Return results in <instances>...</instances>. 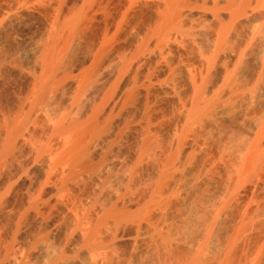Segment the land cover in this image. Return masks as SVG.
<instances>
[{
  "label": "rangeland",
  "instance_id": "374dc122",
  "mask_svg": "<svg viewBox=\"0 0 264 264\" xmlns=\"http://www.w3.org/2000/svg\"><path fill=\"white\" fill-rule=\"evenodd\" d=\"M171 1H172V3H171ZM174 1H176L177 3ZM200 1H202V0L194 1V2L191 1V3H189V1L183 2V1H179V0H136V2H135V0H106V1L105 0H103V1L102 0H97V1L96 0H85V1L84 0H0V9L8 6L7 8H12V10L10 9L11 10L10 12L13 11L12 12L13 14L11 13V15H7V14H6L7 16L2 15V14L0 15V78H1L0 90L2 91V92L0 91V102H1L0 103V113H1L0 114V131L3 127H5L4 124L6 123V120H8L7 116L9 115L8 117H10L9 118L10 120L13 118V116H15L17 118L16 113H17L18 109L20 108L19 106L21 105V102L23 104H25L26 102L24 103V101H27V103H28L29 99L26 95L25 89H27V88L29 89L30 86L33 84V82H35L36 77H38V75L40 73H42L40 70L44 64V53H45V51L47 52V51L52 50V49L56 50V51L54 50V55L52 58L53 63L51 62V64H53L51 66H54V69H52L53 71L51 73L52 77L49 76L52 80L51 82H49V83H52V86L51 87L49 86V89L50 88L51 89L48 90L49 92H48L47 98H49V100H47V103L44 104V106L41 108V111L37 112V110H39V109H37V110H35V113H30L31 114L30 116H27V114L25 115L27 118L29 117V119H30V120L28 119L29 121L25 120L28 122V123H26V126L28 124L29 128H32L31 131L33 130V132H35L34 134L41 136V137L44 136L43 137L44 139L46 137V139L44 140V141H46V142H44V145H45V148L47 149L46 150L47 152L43 155H40V153L37 152V149H34L36 147L34 146L35 143H34V139L32 137H28L27 139H25L24 146H20L17 150L19 152L21 151V154H19L20 157H22V155H23L22 158L19 157L20 162L24 161V159H26L27 157H30V154H31L32 158L34 159V161L41 162V160H43V158L45 157L46 165H47L44 168L46 170H44L45 173H44L43 177L44 176L45 177L44 178L42 177L41 181L35 182V184L37 183L36 189H35V194H34V192L31 194L29 191H27L26 189H24L18 185L19 182H18L17 177L11 178L12 175L14 174V171H15L14 168L12 167V165L11 166L10 165H4V167H1V169H0V181L6 180L4 183L5 185H3V187H1V189H0V204L2 203L1 204L2 206L0 205L1 206L0 207V214H2V215H0V222L3 223V224L0 223V244H1V246H0V248H1L0 249V254H1L0 255V259H1L0 263L1 264H2L1 261H4V260L5 261L3 264H13V263H15V264H31V263L35 264L32 261H30V258H31L30 255L35 251V249L37 250V246H36V244L31 243V242H33V243H35V242L32 241L33 239H32V237L29 236V234H30V232L34 231L32 229H33V227L36 226V224H34L33 219L27 215L29 213V211H30V213L32 211L33 212L38 211V213L40 212L38 215L44 220H50L56 214L59 213L58 217H59V221H61V223L58 222L59 227L60 228L66 227V230H68V231L65 230V233H63L61 236L56 235L53 238H51L53 241L52 240H50L51 242L48 241V243H51V246H52L51 250L52 251L50 254L51 258H49V259L47 258L46 262L49 261L48 263H50V264H75L73 262H77V261H80V263H83V264L87 263L86 261H88V263H90V264H100V263L101 264H124V263L125 264H142V263L143 264H149V263L150 264H185V263L190 264V263H192L193 264L194 262H196L194 264H218V263L219 264H259V263L264 264L263 263L264 262V145H263L264 144V141H263L264 140V120H263L264 119V107H263L264 106L263 105V103H264V87L262 86V85H264L263 84V82H264V67H262V66H264V51H263L264 50V48H263L264 47L263 46L264 45V39H263L264 38V26H262V25H264V19L261 20L262 22L260 21L259 23L258 22L253 23L254 25H252V26L250 25L252 23L249 22V17H251L250 13L252 15H259V14L264 13V10H263L264 9V1L262 2L261 0H252L251 2L248 3L249 5L247 4V6L244 7L242 13H240L239 16L236 17V21L234 18V20H233L234 23H232V25H233L232 30L233 31H232V35L230 36V41H231L230 44L231 45L228 44L229 46L227 45L226 48H224L222 50V52L220 53L218 61L214 64L216 68L213 67L214 65L209 67V66L204 65L205 63L203 64V62H204L203 60H205V58L203 56L204 54H202L204 51L202 52V50L207 48L208 45H210L212 43L213 38H214L212 35H214L217 32L216 29H218V27H216V26H220L221 20L218 16L217 10L218 11H221V10L226 11L227 7L226 6L215 7V4H213L214 6L209 7L204 2V0L202 2H200ZM98 2H100V4H98ZM195 2H197L196 7L192 4ZM215 2H217V1H215ZM83 3H85L87 6L84 5ZM203 3H204V5H203ZM120 4H121V6H120ZM175 4H177V5H175ZM82 5H83V7H82ZM134 5H135V7H134ZM173 5H175V6H173ZM197 5H198V7H197ZM15 6H16V11L14 10ZM248 6H250L251 8L250 7L248 8ZM86 7H87V9H84ZM223 7H224V9H222ZM18 9L19 10L21 9V11H19ZM197 9L199 11L204 9L203 11L209 12L210 15H211V11H212V15H214V16H210V17L206 18V17H204V15L201 17V16H199L201 14H196L194 16V18L192 19L194 21H191V20L189 21L186 15L184 16L185 18L183 16L181 17V14L184 15L183 11H188V10H193V11L196 10L197 11ZM247 9H248V13L246 12ZM70 10L71 11L74 10V11L71 12ZM125 10H126V12H125ZM120 11H122V12H120ZM169 11L175 12L176 14L175 13H173V14H175L176 17L178 16L177 18L176 17L174 18V15H173L174 23L171 22L172 24H175V22H177V24L180 22L185 23V21H181V20H187V21H189V23L191 22L190 24H192V25H190V26L191 27L193 26L194 30H191V28H190L191 32H190V30L188 33L186 31H185V33H183V31H181V34H180V30L178 28L172 27L173 25L171 24L172 26L171 25L169 26L170 31L167 30L169 32L166 33V35H168V33H169V35L167 37L164 36V38H161V39L158 38L159 34L157 36V34L152 32V30L155 29L156 26H158L157 24H158V22H160L158 19L161 20V18L166 16V13H168ZM203 11H201V12L203 13ZM258 11H260V12H258ZM179 12H180V14H179ZM82 13L83 14L85 13V15H83ZM120 13L121 14L123 13V14L121 15ZM156 13H158V14L160 13V14L158 15ZM196 13H198V12H196ZM23 14H24V16H23ZM114 14H117V15H114ZM9 16H12L11 19H9L10 18ZM118 16H119V18H118ZM149 16H150V18H149ZM152 16L155 18H153ZM71 17H73L74 22H72L70 24V27H71V25L73 26V23H74L73 27H76L72 30L73 33L70 31V28L68 27L69 25L67 24L68 19L69 20L72 19ZM77 17H79V18H77ZM14 18L16 21L13 20ZM197 18L200 20L198 21ZM18 20L20 21V23ZM22 20H24V21H22ZM153 20H154V22H153ZM57 21H58V23L56 24ZM63 21H64V24H63ZM120 21H122V22H120ZM147 21H148V23H147ZM246 21H248V22H246ZM59 22H61L62 24ZM116 22L119 25H117ZM195 22H197L198 25H196ZM177 24H175V25H177ZM121 25H122V27H121L122 29L120 28ZM151 26H153V27H151ZM209 26H212V27H209ZM77 27H78V29H77ZM237 28H239V29H237ZM56 29H57V31H56ZM59 29L61 32L59 31ZM71 29H72V27H71ZM148 29H150V30L148 31ZM195 29H197V30L195 31ZM242 29H244V30H242ZM66 30L68 32H66ZM174 30H176V31H174ZM253 30H254V34H253ZM107 31H109V32H107ZM111 31H113V32H111ZM194 31H195V33H194ZM196 32H197V34H196ZM207 32L209 33V35ZM140 33H141V36H140ZM147 33L150 35H148ZM48 34H49V36H48ZM195 34H196V36H195ZM236 34H237V36H236ZM65 35L67 36V38H65L66 37ZM110 35L111 36L114 35V36H112V38H111ZM105 36L106 37L108 36V37L106 38ZM144 36H145V38L143 39ZM18 37H19V39L17 40ZM75 37H76V39H75ZM176 37H177V39H176ZM189 37L192 40L189 39ZM203 37H205V38L207 37V38L205 39ZM44 38H46V39H44ZM52 38H53V40H51ZM60 38H61V40H60ZM136 38H137V40H136ZM199 38H201V39H199ZM55 39H56V41H55ZM101 39H102V41H101ZM198 39H199V41H198ZM252 39H254V40H252ZM65 40H67V41H65ZM145 40H146V42H145ZM204 40H205V42H204ZM248 40L250 41V43H248L249 42ZM255 40L257 42H255ZM62 41H64V42H62ZM131 41H136V42H131ZM162 41L165 43V45ZM182 41H184V42H182ZM259 41H260V43H259ZM28 42H30V43H28ZM172 42H173V44H172ZM208 42H209V44H208ZM133 43L134 44L139 43V45H136V44L134 45ZM145 43H147V44L150 43V45H147ZM35 44H36V46H35ZM38 44H40V45H38ZM50 44H51V47H49ZM108 44H110V45H108ZM151 44L152 45L154 44L153 45L154 48H152ZM161 44H162V46H161ZM238 44L241 46L239 47ZM251 44H253V45L250 46ZM169 45H170V47H169ZM181 45H182V47L184 45V48H182ZM138 46L139 47L141 46V47L139 48ZM175 46H177V47H175ZM195 46H197V47H195ZM249 47H251V48H249ZM102 48H103V50H102ZM128 48H130V49H128ZM26 49L29 50V52L26 51ZM34 49L37 51H35ZM136 49H138V50H136ZM171 49H173V50H171ZM21 50L24 51L25 53L22 52ZM98 50H100V51H98ZM188 50L189 51L191 50V51L189 52ZM130 51H133V52H130ZM165 51H166V53H165ZM171 51H172V53H170ZM182 51H184V52H182ZM30 52H32V53L30 54ZM123 52L124 53L126 52V54H128V55L124 54ZM229 52L231 54L232 53L233 54L235 53V54L231 55ZM146 53H148V55ZM149 53H150V55H149ZM104 54H105V56H104ZM167 54H169V55H167ZM229 54L232 58L229 56ZM244 54H246V55H244ZM253 54H255V55H253ZM140 55H143V56H140ZM154 55H155V57H154ZM176 55H177V57H176ZM102 56H103V58H102ZM144 56L146 57V59ZM186 56H187V58H186ZM258 56L260 57V59L258 58ZM148 57L151 60H149ZM199 57H201V58H199ZM246 57H247V59H245ZM60 58H62V59H60ZM101 58H102V60H101ZM119 58L121 60H118ZM195 58H197L196 61H195ZM174 59L178 60L179 62L175 61ZM54 60L56 62H54ZM198 60L200 61V63H201V61H203L201 63L203 65H201L198 62ZM87 61H89V62H87ZM110 61H111V63H110ZM157 61H158V63H157ZM57 62H58V64H57ZM84 62H85V64H84ZM155 62H156V64H155ZM191 62H192V64H191ZM101 63H102V65H101ZM179 63H181V64L179 65ZM27 64H29L30 66L29 65L26 66ZM98 64L100 67L98 66ZM119 64H120V66H119ZM122 64H123V66H122ZM169 64L172 65L171 68H170ZM229 64L231 66H229ZM246 64H248V65H246ZM176 65H177V67H176ZM56 66H57V68H59V72H58V69L56 68ZM124 66L126 69L124 68ZM164 66H165V68H164ZM118 67H120V68H118ZM121 67L123 70L121 69ZM199 67H201V69ZM202 67H203V70H202ZM87 68L89 69V72H87L88 71ZM197 68H199V69H197ZM228 68L230 69V71ZM27 69H29V70H27ZM61 69H63L64 71ZM259 69H260V71H259ZM174 70H176V71H174ZM204 70H206V71H204ZM233 70L235 73L233 72ZM143 71H144V73H143ZM258 71L260 73H258ZM128 72H129V74H128ZM202 72H203V74H202ZM161 73L163 75H161L159 77V75ZM168 73H170V74H168ZM193 73H195V74H193ZM229 73H230V75H229ZM236 73H238V77H237ZM251 73H253V74L251 75ZM29 74H31V75H29ZM110 75H112V76H110ZM231 75H232V77H230V79L231 78L232 79L230 80L227 77H229ZM233 75H234V77H233ZM250 75L252 77H250ZM139 76H140V78H139ZM220 76H221V79H220ZM154 78H156V79H154ZM260 78H262V80ZM26 79H27V81H26ZM118 79H119V81H118ZM129 79H130V81H129ZM132 79H134V80H132ZM178 79H179L180 83L178 82ZM233 79H235L236 81H234ZM140 80L141 81L143 80V81L141 82ZM201 80H202V82H201ZM217 80L220 81V84H222V85H218L219 87L216 86V89H214L216 91H214V90L211 91V88H212L211 86H215V83L217 82ZM223 80H225V82H223ZM22 81H24V83ZM59 81H61V82H59ZM89 81L91 84L89 83ZM156 81H159L160 84H159V82H156ZM174 81H177L179 84L177 82L173 83ZM73 82L75 83L74 86L72 84ZM124 82H128V86H130V87H127V90H128V93L130 92V94H127L128 97H126V99L124 98L116 106L112 107L110 105V104H112L111 103L113 100L112 97L115 96L116 91L119 89L121 83L123 84ZM145 82H146V84H145ZM203 82L204 83L206 82V83L204 84ZM235 82L238 84H236ZM22 83H23V85H22ZM57 83H58V85H57ZM110 83H112L113 85ZM227 83H229V84L227 85ZM253 83H255V84L253 85ZM106 84H108V85H106ZM139 84H141V85H139ZM225 84H226V86H225ZM258 84H259V86H258ZM255 85H257V86L255 87ZM20 86H21V88H20ZM69 86H72L73 88L69 87ZM104 86H106V87H104ZM207 86H209V87H207ZM55 88H56V90H55ZM157 88H158V90H157ZM161 88L164 90H162ZM167 88H168V90H167ZM222 88L223 89L225 88L224 92H222L223 91ZM2 89H4V90H2ZM209 89L211 92L209 91ZM232 89L233 90L235 89V91H233ZM255 89H257L256 90L257 92H255ZM8 90H9V92H8ZM80 90H82V91H80ZM217 90H218V92H217ZM243 90H245V91H243ZM239 91H242V92H240L238 94ZM54 92L55 93L58 92L59 94L58 93L55 94ZM199 92L202 95L198 96ZM229 92H231V93L229 94ZM247 92L250 93V95L247 94ZM1 93H4V94H1ZM133 93L135 95H133ZM136 93H138V94L136 95ZM232 93H234L236 95H233ZM242 93H244L243 94L244 97H243ZM254 93L257 95H255ZM88 94H89V96H88ZM106 94H108V96ZM109 94H111V95L109 96ZM100 95H102V96H100ZM207 95H208V97H207ZM9 96H10V98H9ZM91 96H93L92 99H91ZM194 96L198 97V98L196 97L197 100L195 99ZM1 97L3 99H1ZM15 97H19V98L17 99ZM74 97H76V99ZM131 97H132V99H131ZM20 98H21V100H20ZM68 98L70 101L68 100ZM249 98H250V100H249ZM107 99L111 102H109ZM198 99H201L199 101L200 103H202V104L205 103L203 106H205V105L207 106L208 104L212 105V109H214V110H212L213 111L212 114L209 113V115L207 114L208 116L205 115L206 118H204V120L202 117L203 121L201 120V118L199 120H197V119L193 120L192 119L193 121H191L190 118H191V115L193 114V111L195 109V104H196V102H198ZM206 99H207V101H206ZM222 99H224V100H222ZM1 100H3V101H1ZM8 100H10L11 102ZM252 100H255L256 102L252 101ZM17 101H19V102H17ZM105 101H106V103H105ZM129 101L131 102V104H129L130 103ZM261 101H262V103H261ZM62 102L64 104H62ZM108 102L110 103L109 105L112 107V108H110V106H109L110 110H109L108 105H107ZM211 102H212V104H211ZM72 103H74V104H72ZM103 103H104V105H103ZM224 103H226V104H224ZM245 103L250 108H247ZM255 103L258 105H255ZM80 104H81V107H80ZM91 104H93V106ZM227 104L229 106H232V107H228ZM248 104H250V105H248ZM3 105H5V107ZM23 106H21V107H23ZM51 106L53 108L54 107L55 108L53 109ZM123 106H125V107H123ZM64 107H65V109H64ZM87 107H89V108H87ZM106 107L108 108L109 112H111V113H108V111L107 112L105 111V113H104V110L107 109ZM188 109H190V110H188ZM217 109H218V111H217ZM144 110H146V111H144ZM8 111L12 114V118H11V115L9 114ZM56 111H59V112L56 113ZM72 111H73V113H72ZM86 111L90 112L91 114L87 113ZM100 111H101V113H100ZM114 111H116V112H114ZM19 112H21V110ZM33 112H34V110H33ZM46 112L48 113L47 115H46ZM68 112H71V113H68ZM38 113H40V114H38ZM52 113H55V114H52ZM102 113H104L106 115H104ZM145 113H146V115H145ZM213 113H214V115H213ZM110 114H112V115H110ZM19 115H18V118H20ZM21 115H22V117L20 119H23V116H24L23 112H21ZM93 115H95V116H93ZM211 115H213V116H211ZM260 115H262L261 118H260ZM1 116H3V117H1ZM32 116H34V117H32ZM88 116H89V119L87 118ZM26 117H24V118L27 119ZM57 117H59L58 119H61L63 121L62 124L67 126V127L71 126V124H74L75 122H77L79 120L78 122H80V123L77 122L78 125H80V124L82 125L80 127V132H81V130H83V128L86 129L84 131L85 133L84 134L80 133V135L83 134L84 143L87 145L86 146V148H87L86 157L87 156L88 157H87V159L86 158L85 159L88 163L90 161L89 165H86L84 162H83L84 165L82 163H80V164L74 163V161L78 155L76 144H74L75 143L74 137L76 139V135H75L76 132L75 131L74 132L68 131L69 134H67V131H60V133H59V131L55 129V124L59 125V124H57L58 123ZM60 117H62V118H60ZM68 118H70V119H68ZM97 118H98V120H97ZM101 119H102V121H101ZM107 119H108V121H107ZM123 119H124V121H123ZM83 120H85V121H83ZM47 121L50 122L51 124L50 123L48 124ZM82 121H83V123H82ZM196 121H198L200 123H197ZM256 121H258L257 124L253 125L254 123H256ZM29 122H30V124H29ZM67 122L68 123L70 122V123L68 124ZM185 122L188 124H186ZM59 123H60V121H59ZM89 123L90 124L94 123L96 125V126L94 125L95 128H97V127L99 128L98 132L94 133V131H96V130L91 132L90 129L88 128ZM261 123H263V124H261ZM38 124H40V126ZM44 124H46V125H44ZM97 124L98 125L101 124V125L98 126ZM105 124H107V125H105ZM110 124H112V125H110ZM124 124H125V126H122ZM188 125H190V126H188ZM26 126L24 125V127H26ZM28 126L25 129H27ZM37 126H39V127H37ZM252 126H253V128H252ZM255 126H256V129H255ZM33 127H34V129H33ZM49 127H50V129H49ZM107 127H108V129L106 130V133H105V129ZM109 128L112 130V132H110L111 130H109ZM216 128H218V129H216ZM250 128H251V132H249ZM39 129H41V130H39ZM45 130H47V131H45ZM49 130L51 131V133ZM123 130H124V132H123ZM216 130H218V131H216ZM41 131H43V132H41ZM207 131H208V133H207ZM252 131H254V132H252ZM210 132H212V133H210ZM215 132H217V133H215ZM107 133H108V135H107ZM121 133H122V135H121ZM190 133H191V135H190ZM59 135H60V137H59ZM72 136H73V138H72ZM85 136H86V138H85ZM228 136L230 137V139ZM254 136H255V139H254ZM51 137H52V139H51ZM65 138H66V140H65ZM107 138L109 141L107 140ZM189 138H193L194 140L189 139ZM49 139H50V141H49ZM146 139H147V142H146ZM56 140L57 141L59 140V141L57 142ZM199 140L201 142H199ZM249 140H250V143L248 145ZM231 141H233V142H231ZM61 142H63V143H61ZM257 142H259V143H257ZM101 143H103L104 145H101ZM199 143L201 144V147H199L200 146ZM186 144L188 146L189 145H191V146H190L189 151L184 153L183 149L185 147H187ZM26 146L28 148L27 152L22 153L23 151H25ZM64 146H65V148H63ZM110 146H111V148H110ZM253 147H255V148H253ZM21 148L24 150H22ZM141 148L144 149V151ZM242 148L247 150V151L243 150ZM53 149H54V151H53ZM177 149H178V151H177ZM92 150H94V151H92ZM104 150H105V152H104ZM191 151H192V153H191ZM88 154H90L91 156H89ZM143 154H144V156H143ZM179 154H180V156L181 155L182 156L181 157L178 156ZM80 155H81V152H80ZM141 155H142V157H141ZM121 156H124V157H121ZM167 156H168V158L166 159ZM175 157H176V159H175ZM189 157L191 158V160ZM259 157L262 159H258ZM93 158H95V160ZM102 158H103V160H102ZM121 158H123V160ZM54 159H56V160H54ZM58 159H59V161H58ZM122 161H123V164H122ZM191 161H192V164H191ZM101 162H103V166H102ZM240 162H242V163H240ZM244 162H246V166H247L246 168L244 167L245 166ZM255 162H256V164H255ZM36 163H38V162H36ZM92 163H94V164H92ZM105 163H107V164H105ZM60 164H62V166ZM96 164H97V166H96ZM136 164H137V166H136ZM176 164H178V165H176ZM111 165H113V167ZM162 165H164V166H162ZM185 165L186 166L189 165L188 168ZM55 166L57 168H55ZM238 166H240V167H238ZM62 168H63V170H62ZM108 168H110V169H108ZM251 168H252V170H251ZM156 169H157V171H156ZM160 169H161V172H159ZM242 169L244 171H242ZM79 171H80V173H79ZM81 171H83L84 173L82 172L83 173L82 174ZM250 171H252V172L249 174L248 172H250ZM114 172H115V174H114ZM118 172H121V174ZM185 172H187L188 175ZM192 172H193V174H192ZM22 173H24V175L27 174L28 173L27 169H25V171L23 169ZM56 173H58V174H56ZM177 173H179V174H177ZM240 173H241V175H240ZM47 174H48V177H47ZM93 174H95L96 176ZM237 174H239V175H237ZM247 174H249V175H247ZM84 175H86V176H84ZM190 175H191V177H189ZM98 176L100 177V179L98 178ZM110 176L112 179L110 178ZM124 176L127 178L130 177V178L127 179ZM70 177H72V178H70ZM94 177H95V179H94ZM245 177H247V178H245ZM33 178H34V176H33ZM101 179H103L104 181ZM165 179L166 180L168 179L167 183H166ZM246 179H247V181H246ZM49 180H50V182H49ZM75 180H77V181H75ZM86 180H87V182H86ZM109 181H110V183H109ZM126 181H128V182H126ZM79 182H82V183H79ZM123 182L126 183V185H124ZM168 182H170V183H168ZM177 182L179 183V185ZM187 185L189 188L187 187ZM199 185H201V186H199ZM51 186L57 187L56 188L57 191H56V195H55L56 202H53L52 203L53 205L52 204L49 205V203H46L48 199L45 200L46 198L44 199V197H43V193H45L44 191H46ZM168 186H169V188H168ZM247 186H249V188ZM184 187L186 188V191L184 190L185 189ZM95 188L97 189V191ZM225 188H228L229 190L228 189L225 190ZM63 189H65V190H63ZM93 189H95V190H93ZM107 190H109L110 193H107L108 192ZM121 190H123V191H121ZM12 191H14V192H12ZM183 191H184V193H183ZM37 192L39 193V195ZM168 192H170V193H168ZM3 194H5V195H3ZM148 195H150V196H148ZM154 195H156V196H154ZM30 196H33V197H30ZM36 196L37 197L40 196V197H38V199L36 200L35 199ZM71 196H73V197H71ZM76 196H77V198H76ZM89 197L92 200L89 199ZM216 197H217V199H216ZM155 198H156V200H155ZM16 199H17V201H16ZM1 200H2V202H1ZM81 200L83 201L82 203H81ZM121 200H123V201H121ZM146 200H147V202H145ZM212 200H214V201H212ZM162 201H164V202H162ZM33 202H35V203H33ZM63 202H64V204H63ZM15 203L17 204V206ZM41 203H42V205H41ZM129 203L130 204L135 203V204H133V205H135V207H133L132 210H129V212L127 214L122 215V216L121 215L116 216L114 214L115 216L114 215L110 216V218L107 219L106 223H105V221H101V218H103V213L105 215L107 213L106 210L108 211V209L113 208V209L118 210V211L121 210L120 212H122L123 210L125 211L128 208L127 205H130ZM46 204L49 205L50 207H52V209L49 207V209H47L46 213H45V211L42 212V210L38 209V208H40ZM106 204L109 207H107ZM136 204H138V206ZM5 206H6V208H5ZM70 206H71V208H70ZM185 206H186V208H185ZM119 207H121V208H119ZM220 207L222 209L219 210ZM1 208H3V210ZM33 208H34V210H33ZM54 208L55 209L57 208L56 209L57 211ZM62 208H65L66 213H64L65 211ZM79 208H81V209H79ZM197 208H199V209H197ZM224 209H225V211H224ZM84 210H86L87 212ZM77 211H79L80 213H77ZM140 211H141V213H140ZM161 211H163V212H161ZM217 211L219 214L217 213ZM51 212H52V214H51ZM6 213H7V215H6ZM75 213H76V215L78 214L77 215L78 217L81 216V218H80L81 220L79 218H76L77 216H75ZM11 214H12V216H10ZM65 214L66 215L72 214L74 222L69 221L70 220V218H68L69 216L67 215V218H66ZM133 215H134V217H133ZM26 216L28 218H25ZM50 216H52V217H50ZM175 216H178V217H175ZM46 217H49V218L47 219ZM115 217H116V219H115ZM144 217H146V218H144ZM150 217H151V219H150ZM160 217H163V218H160ZM29 218H30V220H29ZM74 218L76 220L78 219L77 220L78 222L75 221ZM95 218L98 220H96ZM152 218L154 219V221ZM13 219H14V222H13ZM21 219H23V220H21ZM66 219H67V221H66ZM83 219H85V220H83ZM186 219H188V220H186ZM10 220H12V221H10ZM27 220L29 223L25 226L24 224H25V222H27ZM112 220H115V222ZM184 220H185V222H184ZM245 220L247 221V223ZM111 221H112V223L113 222L114 223L112 224ZM75 222H76V224L79 223L80 227L76 226L74 224ZM123 222H126V223H123ZM152 222H153V224H152ZM144 223H146V224H144ZM167 223H168V225H167ZM30 224H31V226H30ZM68 224L69 225L71 224L72 226L71 225L69 226ZM143 224H144V226H143ZM87 225H88V227H87ZM105 225H107L106 226L107 228L105 227ZM243 225H245L244 226V228L246 227L245 229H243ZM3 226L5 227V229ZM27 226H29V227H27ZM178 226H179V228H178ZM18 227L20 230L17 229ZM24 227H26L27 229ZM205 227L207 229H205ZM115 228H118V230H115ZM130 228H132V229H130ZM171 228H173V229H171ZM70 229H74V230L76 229V230L71 231ZM171 230H173V231H171ZM209 230L211 231L210 232L211 237L209 236V232H208ZM237 230L239 232H241V233H239V235L237 234L238 233ZM10 231H11V233H10ZM22 231L23 232L27 231V233H23ZM130 231H132V232L134 231L133 232L134 235L131 238V241H130V239L127 241L123 240L124 242L122 240H119L120 236L122 234L130 232ZM67 232H68V234H67ZM112 232H114V233H112ZM158 232H159V234H158ZM212 232L214 235L212 234ZM86 233H88V235ZM207 233H208V235H207ZM110 234H112V235H110ZM149 234H151V235H149ZM165 234H167V235H165ZM73 235H75V236L79 235L80 236L79 244L77 245L78 248L76 247V249H75L76 251L75 250L73 251L75 253L71 252V253L66 255L63 253V252H65V250H63V248L65 247V245H67L66 243H69V241H71V239H73V237H74ZM117 235H118V237H117ZM152 235H153V237H151ZM113 236H114V238H113ZM190 236H191V238H190ZM102 237H103V239H102ZM169 237H170V240H169ZM193 237H195V238H193ZM29 238H30V240H29ZM99 238H100V240H99ZM230 238H232V239L234 238V239L232 240ZM65 239H67V240L65 241ZM87 239H88V241H87ZM17 240H19V241H17ZM204 240H205V242H204ZM59 242H62L63 244L59 243ZM131 242H133V243H131ZM169 242H170V244H169ZM19 243H22V244L19 245ZM23 243H26L28 245L24 246ZM108 243H110V245H108ZM166 243H168V244H166ZM203 243L205 245H203ZM228 243L230 245H228ZM14 244L17 246H15ZM6 245H8V246L6 247ZM80 245H81V247L84 246V249L81 250ZM60 246H62V247L60 248ZM79 247H80V249H79ZM97 247H99V249ZM103 247L105 249H103ZM199 247L201 248L200 250H199ZM91 248H93V250ZM192 250H194V251H192ZM18 251H19V254H17ZM79 251L80 252L82 251V253H83V251H85L88 256L87 255L84 256V254L83 255L80 254ZM97 252L100 254H98ZM134 252H135V254H134ZM227 252H228V254H227ZM23 254H25V256L28 257V258L25 257L26 261H24V258H23L24 255ZM197 254H199V255L197 256ZM206 254H208L209 256ZM217 255L219 257H217ZM92 256H94V257H92ZM70 257H71V259H69ZM82 257H83V259H82ZM194 257H195V259H194ZM133 258L135 259V261ZM124 259L126 261H123ZM196 259H197V261H196ZM200 261H201V263H200ZM46 262H44V263L48 264Z\"/></svg>",
  "mask_w": 264,
  "mask_h": 264
},
{
  "label": "bare ground",
  "instance_id": "6f19581e",
  "mask_svg": "<svg viewBox=\"0 0 264 264\" xmlns=\"http://www.w3.org/2000/svg\"><path fill=\"white\" fill-rule=\"evenodd\" d=\"M85 1V0H84ZM97 1V0H96ZM103 1V0H102ZM106 1V0H105ZM179 1H183V2H186V1H189V3H191V1H199V0H179ZM203 1V0H202ZM202 1H200V2H202ZM215 1H217V2H215ZM252 0H204V2L207 4V6H214L213 4H215V7H222V6H226L227 7V9H226V11H218L217 9V12H218V16H219V18H220V20H221V22H220V26H216V27H218V29H216L217 30V32L214 34V35H212L213 37V41H212V43L210 44V45H208V47L207 48H205V49H203L202 50V54H204L203 56H204V58H205V60H203V61H201V63L203 62V64L204 65H206V66H212V65H214L217 61H218V59H219V56H220V53L222 52V50L224 49V48H226V46L229 44V45H231L230 44V36L232 35V23H234L233 22V20H234V18H235V21H236V17L237 16H239V14L240 13H242V11H243V9H244V7L245 6H247V4L249 3V2H251ZM262 2L264 1V0H261ZM135 2H136V0H135ZM165 2V1H164ZM163 2V3H164ZM174 2H176V1H174ZM199 2V3H200ZM260 2V1H259ZM80 3V2H79ZM170 3V2H169ZM168 3V4H169ZM171 3H172V1H171ZM177 3V2H176ZM181 3V2H180ZM196 3L197 2H195V3H192L195 7H196ZM256 3V2H255ZM84 5H86L85 3H83ZM93 4V3H92ZM98 4H100V2H98ZM183 4V3H182ZM188 4V3H187ZM212 4V5H211ZM253 4V3H252ZM258 4V3H257ZM261 4V3H260ZM89 5V4H88ZM167 5V4H166ZM175 5H177V4H175ZM175 5H173V6H175ZM199 5V4H198ZM198 5H197V7H198ZM203 5H204V3H203ZM249 5V4H248ZM7 6V5H6ZM12 6V5H11ZM87 6V5H86ZM94 6V5H93ZM119 6V5H118ZM120 6H121V4H120ZM170 6V5H169ZM251 6V5H250ZM250 6H248V8L250 7ZM8 7V6H7ZM7 7H4V8H2V9H0V15L2 14V15H11V13L13 12H10L11 10H12V8H7ZM82 7H83V5H82ZM81 7V8H82ZM134 7H135V5H134ZM172 7V6H171ZM254 7V6H253ZM263 7V6H262ZM21 8V7H20ZM24 8V7H23ZM123 8V7H122ZM173 8V7H172ZM188 8V7H187ZM201 8V7H200ZM207 8V7H206ZM213 8V7H212ZM251 8V7H250ZM255 8V7H254ZM11 9V10H10ZM22 9V8H21ZM21 9L19 10V11H21ZM75 9V8H74ZM79 9V8H78ZM84 9H87V7L86 8H84ZM126 9V8H125ZM158 9V8H157ZM170 9V8H169ZM175 9V8H174ZM177 9V8H176ZM179 9V8H178ZM222 9H224V7L222 8ZM263 9V8H262ZM15 11H16V6H15V9H14ZM80 10V9H79ZM90 10V9H89ZM119 10V9H118ZM122 10V9H121ZM204 10V9H203ZM203 10H201V11H203ZM264 10V9H263ZM18 11V12H19ZM71 11V10H70ZM74 10H72L71 12H73ZM87 11V10H86ZM131 11V10H130ZM160 11V10H159ZM164 11V10H163ZM172 11V10H171ZM201 11H199L198 9H197V11L196 10H188V11H183V14L184 15H182L181 14V17L183 16H187V18H188V20L190 21H194V20H192L193 18H194V16L196 15V14H201V15H199V16H203L204 15V17H206V18H208V17H210V16H214V15H212V11H211V15H210V13L209 12H204L203 11V13L201 12ZM245 11V10H244ZM251 11V10H250ZM254 11V10H253ZM70 12V13H71ZM84 12V11H83ZM116 12V11H115ZM120 12H122V11H120ZM125 12H126V10H125ZM132 12V11H131ZM155 12V11H154ZM196 12H198V13H196ZM214 12V11H213ZM247 13H248V9H247V11H246ZM258 12H260V11H258ZM9 13V14H8ZM22 13V12H21ZM69 13V14H70ZM77 13V12H76ZM75 13V14H76ZM86 13V12H85ZM85 13L83 14V15H85ZM128 13V12H127ZM126 13V14H127ZM173 13H175V12H168V13H166V16H164L163 18H161V20L160 19H158L160 22H158V26H156V28L155 29H153L152 30V32H154V33H156L157 34V36H158V34H159V37L158 38H164V36H168L169 35V33H168V35H166V33L167 32H169L170 30H169V26L172 24V23H174V18L176 17L175 16V14H173ZM216 13V12H215ZM246 13V14H247ZM13 14V13H12ZM15 14V13H14ZM19 14V13H18ZM121 14V13H120ZM123 14V13H122ZM121 14V15H122ZM125 14V13H124ZM132 14V13H131ZM156 14H158V13H156ZM160 14V13H159ZM158 14V15H159ZM179 14H180V12H179ZM245 14V13H244ZM6 15V16H7ZM81 15V14H80ZM114 15H117V14H114ZM155 15V14H154ZM173 15H174V18H173ZM178 15V14H177ZM250 15H251V17H249V22L250 23H252V24H250L251 26L252 25H254L253 23H256V22H260L261 20H263L264 19V13L263 14H259V15H252L251 13H250ZM249 15V16H250ZM16 16V15H15ZM18 16V15H17ZM23 16H24V14H23ZM65 16V15H64ZM67 16V15H66ZM198 16V17H199ZM217 16V15H216ZM217 16V17H218ZM10 18L9 19H11V17L12 16H9ZM22 17V16H21ZM153 17V16H152ZM178 17V16H177ZM176 17V18H177ZM197 17V16H196ZM203 17V18H204ZM20 18V17H19ZM25 18V17H24ZM63 18V17H62ZM61 18V19H62ZM72 19H68V22H67V24L69 25H67L69 28H70V31L72 32V30L74 29V28H76V27H73L74 26V23H73V26L71 25V27H72V29H71V27H70V24L72 23V22H74V19H73V17H71ZM77 18H79V17H77ZM118 18H119V16H118ZM127 18V17H126ZM130 18V17H129ZM128 18V19H129ZM149 18H150V16H149ZM148 18V19H149ZM153 18H155V17H153ZM185 18V17H184ZM205 18V19H206ZM248 18V17H247ZM8 19V20H9ZM21 19V18H20ZM114 19V18H113ZM121 19V18H120ZM125 19V18H124ZM198 19V18H197ZM196 19V20H197ZM215 19V18H214ZM7 20V21H8ZM13 20H15V18L13 19ZM60 20V19H59ZM58 20V21H59ZM119 20V19H118ZM126 20V19H125ZM200 19H198V21H199ZM241 20V19H240ZM247 20V19H246ZM11 21V20H10ZM16 21V20H15ZM19 21V20H18ZM22 21H24V20H22ZM58 21L56 22V24L58 23ZM124 21V20H123ZM176 21V20H175ZM181 21H185V23H178L177 24V22H175V24H177V25H175V24H172L171 26L172 27H175V28H178L179 30H180V34H181V31H183V33H185V31L188 33L189 32V30H190V28H191V30H194V28H193V26L191 27L190 25H192V24H190L189 23V21H187V20H181ZM210 21V20H209ZM76 22V21H75ZM79 22V21H78ZM120 22H122V21H120ZM126 22V21H125ZM152 22V21H151ZM153 22H154V20H153ZM172 22V23H171ZM179 22V21H178ZM243 22V21H242ZM246 22H248V21H246ZM262 22V21H261ZM16 23V22H15ZM19 23H20V21H19ZM59 23H61V22H59ZM112 23V22H111ZM110 23V24H111ZM117 23V22H116ZM147 23H148V21H147ZM199 23V22H198ZM9 24V23H8ZM62 24V23H61ZM63 24H64V21H63ZM80 24V23H79ZM195 24L196 25H198L197 24V22H195ZM218 24V23H217ZM5 25V24H4ZM12 25V24H11ZM15 25V24H14ZM114 25V24H113ZM117 25H119L118 23H117ZM148 25V24H147ZM207 25V24H206ZM262 25V24H261ZM260 25V26H261ZM65 26V25H64ZM146 26V25H145ZM177 26V27H176ZM195 26V25H194ZM204 26V25H203ZM214 26V25H213ZM259 26V27H260ZM262 26H264V25H262ZM56 27V26H55ZM117 27V26H116ZM122 27V25L120 26V28ZM151 27H153V26H151ZM209 27H212V26H209ZM13 28V27H12ZM144 28V27H143ZM146 28V27H145ZM202 28V27H201ZM204 28V27H203ZM241 28V27H240ZM243 28V27H242ZM247 28V27H246ZM53 29V28H52ZM55 29V28H54ZM61 29V28H60ZM60 29H59V31H60ZM77 29H78V27H77ZM108 29V28H107ZM116 29V28H115ZM122 29V28H121ZM206 29V28H205ZM237 29H239V28H237ZM248 29V28H247ZM246 29V30H247ZM252 29V28H251ZM263 29V28H262ZM5 30V29H4ZM3 30V31H4ZM150 29H148V31H149ZM167 30H169V31H167ZM178 30V31H179ZM191 30H190V32H191ZM197 29H195V31H196ZM202 30V29H201ZM242 30H244V29H242ZM250 30V29H249ZM12 31V30H11ZM48 31V30H47ZM56 31H57V29H56ZM69 31V32H70ZM146 31V30H145ZM172 31V30H171ZM174 31H176V30H174ZM173 31V32H174ZM195 31H194V33H195ZM206 31V30H205ZM214 31V30H213ZM49 32V31H48ZM61 32V31H60ZM66 32H68L67 30H66ZM70 32V33H71ZM107 32H109V31H107ZM111 32H113V31H111ZM235 32V31H234ZM263 32V31H262ZM18 33V32H17ZM56 33V32H55ZM54 33V34H55ZM73 33V32H72ZM176 33V32H175ZM193 33V32H192ZM203 33V32H202ZM208 33V32H207ZM241 33V32H240ZM239 33V34H240ZM12 34V33H11ZM76 34V33H75ZM148 34V33H147ZM152 34V33H151ZM196 34H197V32H196ZM196 34H195V36H196ZM200 34V33H199ZM253 34H254V30H253ZM14 35V34H13ZM20 35V34H19ZM70 35V34H69ZM105 35V34H104ZM109 35V34H108ZM148 35H150V34H148ZM174 35V34H173ZM187 35V34H186ZM185 35V36H186ZM191 35V34H190ZM208 35H209V33H208ZM18 36V35H17ZM48 36H49V34H48ZM54 36V35H53ZM61 36V35H60ZM64 36V35H63ZM66 36V35H65ZM75 36V35H74ZM111 36V35H110ZM112 36H114V35H112ZM112 36H111V38H112ZM136 36V35H135ZM140 36H141V33H140ZM152 36V35H151ZM192 36V35H191ZM236 36H237V34H236ZM254 36V35H253ZM14 37V36H13ZM55 37V36H54ZM72 37V36H71ZM106 37V36H105ZM108 37V36H107ZM106 37V38H107ZM154 37V36H153ZM172 37V36H171ZM178 37V36H177ZM177 37H176V39H177ZM200 37V36H199ZM208 37V36H207ZM206 37V38H207ZM235 37V36H234ZM248 37V36H247ZM259 37V36H258ZM65 38H67V36L65 37ZM74 38V37H73ZM102 38V37H101ZM145 38V36L143 37V39ZM174 38V37H173ZM184 38V37H183ZM195 38V37H194ZM193 38V39H194ZM197 38V37H196ZM203 38H205V37H203ZM202 38V39H203ZM205 38V39H206ZM246 38V37H245ZM250 38V37H249ZM261 38V37H260ZM14 39V38H13ZM19 39V37L17 38V40ZM23 39V38H22ZM35 39V38H34ZM44 39H46V38H44ZM70 39V38H69ZM75 39H76V37H75ZM139 39V38H138ZM148 39V38H147ZM146 39V40H147ZM186 39V38H185ZM188 39V38H187ZM189 39H191L190 37H189ZM199 39H201V38H199ZM199 39H198V41H199ZM236 39V38H235ZM243 39V38H242ZM262 39V38H261ZM264 39V38H263ZM51 40H53V38L51 39ZM58 40V39H57ZM60 40H61V38H60ZM111 40V39H110ZM132 40V39H131ZM136 40H137V38H136ZM146 40H145V42H146ZM158 40V39H157ZM163 40V39H162ZM166 40V39H165ZM168 40V39H167ZM172 40V39H171ZM192 40V39H191ZM195 40V39H194ZM246 40V39H245ZM250 40V39H249ZM248 40V41H249ZM252 40H254V39H252ZM260 40V39H259ZM42 41V40H41ZM50 41V40H49ZM55 41H56V39H55ZM65 41H67V40H65ZM101 41H102V39H101ZM161 41V40H160ZM164 41V40H163ZM162 41V42H163ZM247 41V40H246ZM251 41V40H250ZM250 41L248 42V43H250ZM46 42V41H45ZM54 42V41H53ZM62 42H64V41H62ZM105 42V41H104ZM131 42H136V41H131ZM149 42V41H148ZM156 42V41H155ZM168 42V41H167ZM176 42V41H175ZM182 42H184V41H182ZM187 42V41H186ZM189 42V41H188ZM202 42V41H201ZM204 42H205V40H204ZM252 42V41H251ZM255 42H257L256 40H255ZM28 43H30V42H28ZM109 43V42H108ZM141 43V42H140ZM164 43V42H163ZM170 43V42H169ZM196 43V42H195ZM194 43V44H195ZM207 43V42H206ZM244 43V42H243ZM242 43V44H243ZM246 43V42H245ZM259 43H260V41H259ZM67 44V43H66ZM104 44V43H103ZM134 44V43H133ZM132 44V45H133ZM136 44V43H135ZM134 44V45H135ZM145 44H147V43H145ZM172 44H173V42H172ZM183 44V43H182ZM202 44V43H201ZM200 44V45H201ZM208 44H209V42H208ZM241 44V43H240ZM262 44V43H261ZM38 45H40V44H38ZM37 45V46H38ZM48 45V44H47ZM108 45H110V44H108ZM136 45H139V43L138 44H136ZM147 45H150V43L149 44H147ZM152 45V44H151ZM154 45V44H153ZM153 45H152V48H154L153 47ZM158 45V44H157ZM164 45H165V43H164ZM188 45V44H187ZM186 45V46H187ZM191 45V44H190ZM189 45V46H190ZM205 45V44H204ZM228 45V46H229ZM239 45V44H238ZM245 45V44H244ZM253 44H251L250 46H252ZM259 45V44H258ZM28 46V45H27ZM33 46V45H32ZM31 46V47H32ZM35 46H36V44H35ZM58 46V45H57ZM144 46V45H143ZM161 46H162V44H161ZM160 46V47H161ZM172 46V45H171ZM198 46V45H197ZM197 46H195V47H197ZM236 46V45H235ZM241 45H239V47H240ZM246 46V45H245ZM264 46V45H263ZM49 47H51V44H50V46ZM56 47V46H55ZM72 47V46H71ZM98 47V46H97ZM130 47V46H129ZM132 47V46H131ZM139 47V46H138ZM141 47V46H140ZM139 47V48H140ZM159 47V46H158ZM169 47H170V45H169ZM175 47H177V46H175ZM181 47H182V45H181ZM201 47V46H200ZM234 47V46H233ZM232 47V48H233ZM261 47V46H260ZM64 48V47H63ZM105 48V47H104ZM107 48V47H106ZM172 48V47H171ZM174 48V47H173ZM182 48H184V45H183V47ZM204 48V47H203ZM242 48V47H241ZM249 48H251V47H249ZM264 48V47H263ZM24 49V48H23ZM22 49V50H23ZM40 49V48H39ZM38 49V50H39ZM45 49V48H44ZM43 49V50H44ZM51 49V48H50ZM65 49V48H64ZM128 49H130V48H128ZM146 49V48H145ZM148 49V48H147ZM156 49V48H155ZM162 49V48H161ZM160 49V50H161ZM19 50V49H18ZM21 50V51H22ZM31 50V49H30ZM33 50V49H32ZM35 50V49H34ZM53 50V49H52ZM52 50H49V51H45V53H44V64H43V66L41 67V72L42 73H40L39 75H38V77H36V79H35V82H33V84L30 86V88L28 89L27 87V89H25V92H26V95H27V97H28V99H29V101H28V103H27V101H24V103L25 104H23L22 102H21V105L19 106L20 108V110H21V112H23V119H20L21 117H22V115H21V112H19L20 110L18 109V111H17V118L15 117V116H13V118H12V114L9 112V114L11 115V120L9 119L10 117H8L7 116V118H8V120H6V123L4 124L5 125V127H3L2 129H1V131H0V169H1V167H4V165H12V167L14 168V174L12 175V177L11 178H14V177H17L18 178V182H19V186L20 187H22V188H24V189H26L27 191H29L31 194L34 192V194H35V189H36V185H37V183L35 184V182H37V181H41V179H42V177H43V175H44V170H46V169H44L45 168V166H47L46 165V160H45V157L43 158V160H41V162H39V161H34V159L32 158V156H31V154H30V157H27L26 155V159H24V161H22V162H20L19 161V157H20V155L19 154H21V151L19 152V151H17L18 150V148L20 147V146H24V142H25V139H27L28 137H32L33 139H34V143H35V147L36 148H34V149H37V152L38 153H40V155H43V154H45L47 151V149L45 148V145H44V142H46V141H44L45 139H46V137H45V139L43 138V137H41V136H38V135H36V134H34L35 132H33V130L31 131V129L32 128H29V126H28V124H27V126H28V128L27 129H25L27 126H26V123H28L27 121H29L30 119H29V117L27 118L25 115L27 114V116H30L31 114L30 113H35V110H37V109H39V110H37V112H39V111H41V108L44 106V104H46L47 103V100H49V98H47V96H48V90H50L49 89V86L51 87L52 86V83H49V82H51L52 80H51V78L49 77V76H51L52 77V69H54V66H51V65H53V64H51V62H52V58H53V55H54V50L52 51ZM102 50H103V48H102ZM105 50V49H104ZM127 50V49H126ZM136 50H138V49H136ZM140 50V49H139ZM169 50V49H168ZM171 50H173V49H171ZM199 50V49H198ZM240 50V49H239ZM255 50V49H254ZM253 50V51H254ZM258 50V49H257ZM263 50V49H262ZM261 50V51H262ZM26 51H28L29 52V50H27L26 49ZM35 51H37V50H35ZM34 51V52H35ZM56 51V50H55ZM96 51V50H95ZM98 51H100V50H98ZM150 51V50H149ZM158 51V50H157ZM170 51V50H169ZM175 51V50H174ZM189 51V50H188ZM191 51V50H190ZM189 51V52H190ZM231 51V50H230ZM234 51V50H233ZM264 51V50H263ZM22 52H24V51H22ZM130 52H133V51H130ZM162 52V51H161ZM176 52V51H175ZM182 52H184V51H182ZM224 52V51H223ZM256 52V51H255ZM260 52V51H259ZM25 53V52H24ZM27 53V52H26ZM32 52H30V54H31ZM38 53V52H37ZM99 53V52H98ZM102 53V52H101ZM124 53V52H123ZM128 53V52H127ZM155 53V52H154ZM157 53V52H156ZM165 53H166V51H165ZM170 53H172V51L170 52ZM180 53V52H179ZM186 53V52H185ZM225 53V52H224ZM223 53V54H224ZM230 53V52H229ZM254 53V52H253ZM258 53V52H257ZM20 54V53H19ZM35 54V53H34ZM41 54V53H40ZM64 54V53H63ZM66 54V53H65ZM122 54V53H121ZM124 54H126V52L124 53ZM130 54V53H129ZM133 54V53H132ZM138 54V53H137ZM147 55H148V53H146ZM152 54V53H151ZM181 54V53H180ZM191 54V53H190ZM201 54V53H200ZM222 54V55H223ZM228 54V53H227ZM231 54V53H230ZM230 54H229V56H230ZM233 54V53H232ZM231 54V55H232ZM235 54V53H234ZM233 54V55H234ZM242 54V53H241ZM256 54V53H255ZM255 54H253V55H255ZM28 55V54H27ZM33 55V54H32ZM60 55V54H59ZM69 55V54H68ZM126 55H128V54H126ZM134 55V54H133ZM145 55V54H144ZM149 55H150V53H149ZM167 55H169V54H167ZM183 55V54H182ZM192 55V54H191ZM196 55V54H195ZM244 55H246V54H244ZM22 56V55H21ZM30 56V55H29ZM43 56V55H42ZM56 56V55H55ZM101 56V55H100ZM104 56H105V54H104ZM122 56V55H121ZM140 56H143V55H140ZM166 56V55H165ZM175 56V55H174ZM188 56V55H187ZM187 56H186V58H187ZM201 56V55H200ZM236 56V55H235ZM242 56V55H241ZM257 56V55H256ZM95 57V56H94ZM145 57V56H144ZM151 57V56H150ZM154 57H155V55H154ZM153 57V58H154ZM163 57V56H162ZM168 57V56H167ZM176 57H177V55H176ZM180 57V56H179ZM182 57V56H181ZM185 57V56H184ZM231 57V56H230ZM239 57V56H238ZM34 58V57H33ZM39 58V57H38ZM66 58V57H65ZM64 58V59H65ZM102 58H103V56H102ZM102 58H101V60H102ZM107 58V57H106ZM142 58V57H141ZM170 58V57H169ZM193 58V57H192ZM199 58H201V57H199ZM221 58V57H220ZM232 58V57H231ZM255 58V57H254ZM258 58L260 59V57L258 56ZM257 58V59H258ZM59 59V58H58ZM60 59H62V58H60ZM109 59V58H108ZM116 59V58H115ZM124 59V58H123ZM145 59H146V57H145ZM148 59H149V57H148ZM147 59V60H148ZM176 59V58H175ZM174 59V60H175ZM179 59V58H178ZM196 59L197 58H195V61H196ZM235 59V58H234ZM233 59V60H234ZM245 59H247V57L245 58ZM34 60V59H33ZM118 60H121L120 58L118 59ZM143 60V59H142ZM149 60H151V59H149ZM155 60V59H154ZM221 60V59H220ZM37 61V60H36ZM41 61V60H40ZM59 61V60H58ZM94 61V60H93ZM113 61V60H112ZM159 61V60H158ZM158 61H157V63H158ZM175 61H177V62H179L178 60H175ZM187 61V60H186ZM185 61V62H186ZM189 61V60H188ZM232 61V60H231ZM230 61V62H231ZM237 61V60H236ZM257 61V60H256ZM38 62V61H37ZM54 62H56L55 60H54ZM87 62H89V61H87ZM104 62V61H103ZM108 62V61H107ZM106 62V63H107ZM116 62V61H115ZM142 62V61H141ZM151 62V61H150ZM168 62V61H167ZM170 62V61H169ZM198 62L200 63V61L198 60ZM239 62V61H238ZM242 62V61H241ZM39 63V62H38ZM41 63V62H40ZM43 63V62H42ZM53 63V62H52ZM91 63V62H90ZM93 63V62H92ZM95 63V62H94ZM110 63H111V61H110ZM119 63V62H118ZM133 63V62H132ZM138 63V62H137ZM145 63V62H144ZM171 63V62H170ZM176 63V62H175ZM187 63V62H186ZM200 63V64H201ZM243 63V62H242ZM57 64H58V62H57ZM84 64H85V62H84ZM97 64V63H96ZM116 64V63H115ZM114 64V65H115ZM131 64V63H130ZM136 64V63H135ZM146 64V63H145ZM155 64H156V62H155ZM172 64V63H171ZM181 63H179V65H180ZM191 64H192V62H191ZM203 64H201V65H203ZM225 64V63H224ZM228 64V63H227ZM253 64V63H252ZM29 64H27L26 66H28ZM38 65V64H37ZM40 65V64H39ZM101 65H102V63H101ZM148 65V64H147ZM154 65V64H153ZM166 65V64H165ZM170 65V64H169ZM178 65V66H179ZM197 65V64H196ZM195 65V66H196ZM199 65V64H198ZM246 65H248V64H246ZM258 65V64H257ZM25 66V67H26ZM30 66V65H29ZM59 66V65H58ZM98 66H99V64H98ZM97 66V67H98ZM106 66V65H105ZM119 66H120V64H119ZM122 66H123V64H122ZM135 66V65H134ZM150 66V65H149ZM161 66V65H160ZM171 66L172 65H170V68H171ZM192 66V65H191ZM223 66V65H222ZM226 66V65H225ZM229 66H231L230 64H229ZM238 66V65H237ZM38 67V66H37ZM39 67V68H40ZM93 67V66H92ZM96 67V68H97ZM100 67V66H99ZM132 67V66H131ZM147 67V66H146ZM169 67V66H168ZM176 67H177V65H176ZM197 67V66H196ZM213 67H215V65L213 66ZM233 67V66H232ZM253 67V66H252ZM262 67H264V66H262ZM261 67V68H262ZM6 68V67H5ZM56 68H57V66H56ZM118 68H120V67H118ZM124 68H125V66H124ZM129 68V67H128ZM134 68V67H133ZM163 68V67H162ZM164 68H165V66H164ZM163 68V69H164ZM175 68V67H174ZM200 69H201V67H199ZM199 68H197V69H199ZM216 68V67H215ZM214 68V69H215ZM225 68V67H224ZM238 68V67H237ZM26 69V68H25ZM30 69V68H29ZM29 69H27V70H29ZM58 69V72H59V68H57ZM84 69V68H83ZM88 69V68H87ZM93 69V68H92ZM121 69H122V67H121ZM126 69V68H125ZM135 69V68H134ZM137 69V68H136ZM195 69V68H194ZM205 69V68H204ZM211 69V68H210ZM226 69V68H225ZM229 69V68H228ZM227 69V70H228ZM239 69V68H238ZM263 69V68H262ZM61 70H63V69H61ZM86 70V69H85ZM95 70V69H94ZM93 70V71H94ZM123 70V69H122ZM152 70V69H151ZM177 70V69H176ZM176 70H174V71H176ZM202 70H203V67H202ZM201 70V71H202ZM241 70V69H240ZM250 70V69H249ZM38 71V70H37ZM64 71V70H63ZM81 71V70H80ZM97 71V70H96ZM99 71V70H98ZM118 71V70H117ZM137 71V70H136ZM179 71V70H178ZM192 71V70H191ZM200 71V70H199ZM204 71H206V70H204ZM229 71H230V69H229ZM228 71V72H229ZM244 71V70H243ZM259 71H260V69H259ZM258 71V73H260ZM4 72V71H3ZM55 72V71H54ZM57 72V73H58ZM76 72V71H75ZM87 72H89V69H88V71ZM119 72V71H118ZM149 72V71H148ZM187 72V71H186ZM222 72V71H221ZM233 72H234V70H233ZM56 73V72H55ZM110 73V72H109ZM143 73H144V71H143ZM156 73V72H155ZM167 73V72H166ZM177 73V72H176ZM188 73V72H187ZM200 73V72H199ZM209 73V72H208ZM235 73V72H234ZM27 74V73H26ZM51 74V75H50ZM60 74V73H59ZM90 74V73H89ZM119 74V73H118ZM128 74H129V72H128ZM165 74V73H164ZM168 74H170V73H168ZM178 74V73H177ZM193 74H195V73H193ZM197 74V73H196ZM202 74H203V72H202ZM205 74V73H204ZM224 74V73H223ZM233 74V73H232ZM237 74V77H238V73H236ZM253 73H251V75H252ZM29 75H31V74H29ZM34 75V74H33ZM61 75V74H60ZM143 75V74H142ZM158 75V74H157ZM161 75H163L162 73L159 75V77L161 76ZM181 75V74H180ZM229 75H230V73H229ZM250 75V77H252ZM258 75V74H257ZM37 76V75H36ZM59 76V75H58ZM65 76V75H64ZM67 76V75H66ZM76 76V75H75ZM80 76V75H79ZM110 76H112V75H110ZM120 76V75H119ZM125 76V75H124ZM128 76V75H127ZM133 76V75H132ZM178 76V75H177ZM209 76V75H208ZM240 76V75H239ZM254 76V75H253ZM2 77V76H1ZM78 77V76H77ZM81 77V76H80ZM89 77V76H88ZM135 77V76H134ZM142 77V76H141ZM155 77V76H154ZM183 77V76H182ZM192 77V76H191ZM230 77H232V75L231 76H229V77H227L228 79H230ZM233 77H234V75H233ZM236 77V76H235ZM259 77V76H258ZM31 78V77H30ZM59 78V77H58ZM57 78V79H58ZM108 78V77H107ZM128 78V77H127ZM131 78V77H130ZM136 78V77H135ZM139 78H140V76H139ZM144 78V77H143ZM164 78V77H163ZM208 78V77H207ZM240 78V77H239ZM238 78V79H239ZM256 78V77H255ZM4 79V78H3ZM32 79V78H31ZM109 79V78H108ZM126 79V78H125ZM147 79V78H146ZM152 79V78H151ZM150 79V80H151ZM154 79H156V78H154ZM167 79V78H166ZM192 79V78H191ZM220 79H221V76H220ZM232 79V78H231ZM230 79V80H231ZM237 79V78H236ZM261 80H262V78H260ZM0 80H1V78H0ZM25 80V79H24ZM29 80V79H28ZM50 80V81H49ZM56 80V79H55ZM60 80V79H59ZM76 80V79H75ZM105 80V79H104ZM110 80V79H109ZM112 80V79H111ZM116 80V79H115ZM132 80H134V79H132ZM139 80V79H138ZM188 80V79H187ZM204 80V79H203ZM234 81H236L235 79H233ZM7 81V80H6ZM26 81H27V79H26ZM82 81V80H81ZM85 81V80H84ZM118 81H119V79H118ZM129 81H130V79H129ZM141 81V80H140ZM143 81V80H142ZM141 81V82H142ZM154 81V80H153ZM181 81V80H180ZM186 81V80H185ZM229 81V80H228ZM260 81V80H259ZM23 83H24V81H22ZM56 82V81H55ZM59 82H61V81H59ZM113 82V81H112ZM137 82V81H136ZM156 82H159V81H156ZM175 82H177V81H174L173 83H175ZM178 82H179V79H178ZM177 82V83H178ZM197 82V81H196ZM200 82V81H199ZM201 82H202V80H201ZM223 82H225V80H223ZM244 82V81H243ZM242 82V83H243ZM249 82V81H248ZM257 82V81H256ZM23 83H22V85H23ZM27 83V82H26ZM30 83V82H29ZM89 83H90V81H89ZM93 83V82H92ZM150 83V82H149ZM165 83V82H164ZM180 83V82H179ZM178 83V84H179ZM204 83V82H203ZM202 83V84H203ZM206 83V82H205ZM204 83V84H205ZM214 83V82H213ZM230 83V82H229ZM229 83H227V85L229 84ZM233 83V82H232ZM231 83V84H232ZM236 83V82H235ZM241 83V84H242ZM252 83V82H251ZM9 84V83H8ZM7 84V85H8ZM51 84V85H50ZM73 84V86H74V82L72 83ZM91 84V83H90ZM110 84H112V83H110ZM120 84V83H119ZM135 84V83H134ZM145 84H146V82H145ZM157 84V83H156ZM159 84H160V82H159ZM209 84V83H208ZM211 84V83H210ZM236 84H238V83H236ZM255 83H253V85H254ZM263 84H264V82H263ZM6 85V86H7ZM27 85V84H26ZM57 85H58V83H57ZM62 85V84H61ZM60 85V86H61ZM106 85H108V84H106ZM113 85V84H112ZM130 85V84H129ZM136 85V84H135ZM139 85H141V84H139ZM138 85V86H139ZM151 85V84H150ZM155 85V84H154ZM196 85V84H195ZM200 85V84H199ZM218 85H222V84H220V81H218L217 80V82L215 83V86H211L212 88H211V91H213L214 89H216V86L217 87H219ZM3 86V85H2ZM90 86V85H89ZM157 86V85H156ZM169 86V85H168ZM181 86V85H180ZM206 86V85H205ZM225 86H226V84H225ZM237 86V85H236ZM242 86V85H241ZM252 86V85H251ZM257 85H255V87H256ZM258 86H259V84H258ZM263 87H264V85H262ZM69 87H72V86H69ZM68 87V88H69ZM88 87V86H87ZM104 87H106V86H104ZM103 87V88H104ZM127 87H130V86H128V82H124L123 84L121 83V85H120V87H119V89L116 91V94H115V96H111L112 98H113V100H112V102L111 101H109L108 99V101L109 102H111L112 104H110L109 102H108V108H109V106L111 105L112 107H114V106H116L119 102H121L124 98L126 99V97H128V95L127 94H130V92L128 93V90H127ZM192 87V86H191ZM207 87H209V86H207ZM224 87V86H223ZM228 87V86H227ZM240 87V86H239ZM243 87V86H242ZM247 87V86H246ZM3 88V87H2ZM9 88V87H8ZM20 88H21V86H20ZM73 88V87H72ZM76 88V87H75ZM79 88V87H78ZM81 88V87H80ZM84 88V87H83ZM108 88V87H107ZM137 88V87H136ZM142 88V87H141ZM156 88V87H155ZM176 88V87H175ZM188 88V87H187ZM190 88V87H189ZM196 88V87H195ZM249 88V87H248ZM82 89V88H81ZM162 89V88H161ZM166 89V88H165ZM183 89V88H182ZM205 89V88H204ZM207 89V88H206ZM223 89V88H222ZM241 89V88H240ZM258 89V88H257ZM257 89H255V92H257L256 90ZM2 90H4V89H2ZM21 90V89H20ZM55 90H56V88H55ZM68 90V89H67ZM151 90V89H150ZM149 90V91H150ZM154 90V89H153ZM157 90H158V88H157ZM162 90H164V89H162ZM167 90H168V88H167ZM196 90V89H195ZM224 90H225V88L223 89V91L222 92H224ZM233 90V89H232ZM250 90V89H249ZM263 90V89H262ZM1 91V90H0ZM19 91V90H18ZM80 91H82V90H80ZM88 91V90H87ZM104 91V90H103ZM136 91V90H135ZM138 91V90H137ZM188 91V90H187ZM192 91V90H191ZM197 91V90H196ZM195 91V92H196ZM209 91H210V89H209ZM208 91V92H209ZM210 91V92H211ZM214 91H216V90H214ZM233 91H235V89L233 90ZM243 91H245V90H243ZM247 91V90H246ZM259 91V90H258ZM2 92V91H1ZM8 92H9V90H8ZM70 92V91H69ZM74 92V91H73ZM93 92V91H92ZM111 92V91H110ZM113 92V91H112ZM168 92V91H167ZM217 92H218V90H217ZM240 92H242V91H239L238 92V94L240 93ZM251 92V91H250ZM7 93V92H6ZM21 93V92H20ZM55 93V92H54ZM58 93V92H57ZM57 93H55V94H57ZM178 93V92H177ZM206 93V92H205ZM228 93V92H227ZM231 92H229V94H230ZM252 93V92H251ZM1 94H4V93H1ZM13 94V93H12ZM11 94V95H12ZM19 94V93H18ZM22 94V93H21ZM24 94V93H23ZM53 94V93H52ZM59 94V93H58ZM96 94V93H95ZM99 94V93H98ZM97 94V95H98ZM102 94V93H101ZM138 93H136V95H137ZM168 94V93H167ZM173 94V93H172ZM191 94V93H190ZM196 94V93H195ZM218 94V93H217ZM216 94V95H217ZM233 95H236V94H234V93H232ZM244 93H242V95H243ZM247 94H249L250 95V93H248L247 92ZM255 94V93H254ZM7 95V94H6ZM103 95V94H102ZM102 95H100V96H102ZM107 96H108V94H106ZM105 95V96H106ZM111 94H109V96H110ZM133 95H135L134 93H133ZM132 95V96H133ZM200 95H202L200 92L198 93V96H200ZM211 95V94H210ZM232 95V96H233ZM255 95H257V94H255ZM261 95V94H260ZM50 96V95H49ZM76 96V95H75ZM81 96V95H80ZM88 96H89V94H88ZM106 96V97H107ZM173 96V95H172ZM212 96V95H211ZM223 96V95H222ZM6 97V96H5ZM64 97V96H63ZM72 97V96H71ZM79 97V96H78ZM95 97V96H94ZM110 97V98H111ZM175 97V96H174ZM195 97V99L197 100V96H194ZM197 97V98H196ZM207 97H208V95H207ZM218 97V96H217ZM221 97V96H220ZM219 97V98H220ZM226 97V96H225ZM229 97V96H228ZM231 97V96H230ZM243 97H244V95H243ZM9 98H10V96H9ZM14 98V97H13ZM12 98V99H13ZM15 98H19V97H15ZM22 98V97H21ZM21 98H20V100H21ZM73 98V97H72ZM75 99H76V97H74ZM93 98V96H91V99ZM97 98V97H96ZM99 98V97H98ZM108 98V97H107ZM214 98V97H213ZM246 98V97H245ZM253 98V97H252ZM251 98V99H252ZM1 99H3L2 97H1ZM8 99V98H7ZM25 99V98H24ZM51 99V98H50ZM71 99V98H70ZM82 99V98H81ZM84 99V98H83ZM101 99V98H100ZM106 99V98H105ZM131 99H132V97H131ZM179 99V98H178ZM257 99V98H256ZM6 100V99H5ZM64 100V99H63ZM68 100H69V98H68ZM99 100V99H98ZM201 99H198V102H196V104H195V109H194V111H193V114L191 115V121H193V120H199L200 118H201V120H202V117H203V120H204V118H206L205 117V115L206 116H208L209 115V113H211L212 114V110H214V109H212V105H210V104H208L207 106L205 105V106H203L204 104H202V103H200L199 101H200ZM217 100V99H216ZM221 100V99H220ZM222 100H224V99H222ZM227 100V99H226ZM237 100V99H236ZM247 100V99H246ZM249 100H250V98H249ZM258 100V99H257ZM1 101H3V100H1ZM8 101H10V100H8ZM70 101V100H69ZM68 101V102H69ZM83 101V100H82ZM81 101V102H82ZM132 101V100H131ZM188 101V100H187ZM205 101V100H204ZM206 101H207V99H206ZM228 101V100H227ZM241 101V100H240ZM252 101H255V100H252ZM251 101V102H252ZM11 102V101H10ZM17 102H19V101H17ZM67 102V101H66ZM103 102V101H102ZM125 102V101H124ZM130 102V101H129ZM193 102V101H192ZM218 102V101H217ZM231 102V101H230ZM244 102V101H243ZM256 102V101H255ZM1 103V102H0ZM75 103V102H74ZM74 103H72V104H74ZM98 103V102H97ZM101 103V102H100ZM105 103H106V101H105ZM187 103V102H186ZM221 103V102H220ZM258 103V102H257ZM261 103H262V101H261ZM260 103V104H261ZM8 104V103H7ZM58 104V103H57ZM62 104H64L63 102H62ZM110 104V105H109ZM129 104H131V102L129 103ZM189 104V103H188ZM211 104H212V102H211ZM214 104V103H213ZM216 104V103H215ZM219 104V103H218ZM224 104H226V103H224ZM232 104V103H231ZM246 104V103H245ZM24 105V106H23ZM26 105V106H25ZM50 105V104H49ZM79 105V104H78ZM89 105V104H88ZM92 106H93V104H91ZM103 105H104V103H103ZM124 105V104H123ZM228 105V104H227ZM248 105H250V104H248ZM252 105V104H251ZM255 105H258V104H256L255 103ZM263 105H264V103H263ZM4 107H5V105H3ZM15 106V105H14ZM21 106H23V107H21ZM54 106V105H53ZM56 106V105H55ZM75 106V105H74ZM77 106V105H76ZM95 106V105H94ZM110 106V108H112ZM122 106V105H121ZM218 106V105H217ZM222 106V105H221ZM234 106V105H233ZM246 106H247V104H246ZM10 107V106H9ZM52 107V106H51ZM58 107V106H57ZM61 107V106H60ZM70 107V106H69ZM80 107H81V104H80ZM105 107V106H104ZM120 107V106H119ZM123 107H125V106H123ZM122 107V108H123ZM150 107V106H149ZM228 107H232V106H229L228 105ZM264 107V106H263ZM2 108V107H1ZM22 108V109H21ZM53 108V107H52ZM55 108V107H54ZM53 108V109H54ZM86 108V107H85ZM87 108H89V107H87ZM94 108V107H93ZM107 108V107H106ZM105 108V109H106ZM108 108L106 109V110H104V113H105V111L107 112L108 111V113H111V112H109V110H110V108H109V110H108ZM147 108V107H146ZM191 108V107H190ZM223 108V107H222ZM247 108H250V107H248L247 106ZM259 108V107H258ZM48 109V108H47ZM60 109V108H59ZM64 109H65V107H64ZM83 109V108H82ZM97 109V108H96ZM117 109V108H116ZM3 110V109H2ZM33 110H34V112H33ZM62 110V109H61ZM67 110V109H66ZM65 110V111H66ZM76 110V109H75ZM101 110V109H100ZM188 110H190V109H188ZM216 110V109H215ZM251 110V109H250ZM13 111V110H12ZM64 111V110H63ZM80 111V110H79ZM113 111V110H112ZM144 111H146V110H144ZM217 111H218V109H217ZM224 111V110H223ZM19 112V113H18ZM36 112V113H37ZM57 112H59V111H56V113ZM87 112V111H86ZM92 112V111H91ZM94 112V111H93ZM114 112H116V111H114ZM190 112V111H189ZM14 113V112H13ZM68 113H71V112H68ZM72 113H73V111H72ZM87 113H90V112H87ZM97 113V112H96ZM100 113H101V111H100ZM99 113V114H100ZM104 113H102V114H104ZM222 113V112H221ZM246 113V112H245ZM1 114V113H0ZM8 114V113H7ZM20 114V115H19ZM38 114H40V113H38ZM48 113L46 112V115H47ZM52 114H55V113H52ZM62 114V113H61ZM76 114V113H75ZM91 114V113H90ZM95 114V113H94ZM116 114V113H115ZM208 114V115H207ZM18 115H19V117L20 118H18ZM60 115V114H59ZM97 115V114H96ZM104 115H106V114H104ZM110 115H112V114H110ZM145 115H146V113H145ZM188 115V114H187ZM213 115H214V113H213ZM213 115H211V116H213ZM57 116V115H56ZM71 116V115H70ZM93 116H95V115H93ZM116 116V115H115ZM261 116L262 115H260V118H261ZM1 117H3V116H1ZM6 117V116H5ZM24 117H26L27 119H25ZM32 117H34V116H32ZM46 117V116H45ZM66 117V116H65ZM81 117V116H80ZM91 117V116H90ZM97 117V116H96ZM105 117V116H104ZM103 117V118H104ZM217 117V116H216ZM259 117V116H258ZM37 118V117H36ZM42 118V117H41ZM40 118V119H41ZM59 117H57V119H58ZM60 118H62V117H60ZM64 118V117H63ZM71 118V117H70ZM70 118H68V119H70ZM84 118V117H83ZM88 119H89V116L87 117ZM186 118V117H185ZM215 118V117H214ZM213 118V119H214ZM29 119V120H28ZM33 119V118H32ZM65 119V118H64ZM80 119V118H79ZM106 119V118H105ZM193 119V120H192ZM25 120H27V121H25ZM36 120V119H35ZM51 120V119H50ZM75 120V119H74ZM97 120H98V118H97ZM100 120V119H99ZM202 120V121H203ZM210 120V119H209ZM264 120V119H263ZM8 121V122H7ZM40 121V120H39ZM49 121V120H48ZM47 121V122H48ZM59 121H60V123H59ZM73 121V120H72ZM71 121V122H72ZM79 121V120H78ZM77 121V122H78ZM83 121H85V120H83ZM83 121H82V123H83ZM101 121H102V119H101ZM107 121H108V119H107ZM110 121V120H109ZM123 121H124V119H123ZM122 121V122H123ZM127 121V120H126ZM190 121V122H191ZM208 121V120H207ZM214 121V120H213ZM260 121V120H259ZM34 122V121H33ZM41 122V121H40ZM57 122V121H56ZM75 122L74 124H71V126H69V127H67V126H65V125H63L62 123H63V121L61 120V119H58V123L57 124H59V125H56L55 124V129L56 130H58L59 131V133H60V131H67V134H69V132L68 131H75L76 132V139H75V137H74V140H75V143L74 144H76V148H77V157H76V159H75V161H74V163H76V164H80V163H82L83 165H84V163L86 164V165H89V163H90V161H89V163L86 161V159H87V157H86V155H87V148H86V144L84 143V136H83V134L85 133L84 131L86 130V129H84L83 128V130H81V132H80V127L82 126L81 124L80 125H78V123H80V122ZM92 122V121H91ZM104 122V121H103ZM112 122V121H111ZM110 122V123H111ZM140 122V121H139ZM197 123H200V122H198V121H196ZM257 122L258 121H256V123H254L253 125H255V124H257ZM32 123V122H31ZM42 123V122H41ZM50 122H48V124H49ZM68 123V122H67ZM70 123V122H69ZM68 123V124H69ZM101 123V122H100ZM124 123V122H123ZM181 123V122H180ZM186 123V122H185ZM211 123V122H210ZM26 126V127H24V125ZM29 124H30V122H29ZM35 124V123H34ZM47 124V123H46ZM46 124H44V125H46ZM51 124V123H50ZM186 124H188V123H186ZM202 124V123H201ZM261 124H263V123H261ZM39 126H40V124H38ZM95 124L94 123H92V124H90L89 123V125H88V128L90 129V131L91 132H93L94 130H96V131H94V133H96V132H98V127L97 128H95V126H94ZM98 125V124H97ZM101 125V124H100ZM100 125H98V126H100ZM104 125V124H103ZM105 125H107V124H105ZM110 125H112V124H110ZM199 125V124H198ZM259 125V124H258ZM39 126H37V127H39ZM122 126H125V124L124 125H122ZM186 126V125H185ZM188 126H190V125H188ZM207 126V125H206ZM262 126V125H261ZM32 127V126H31ZM46 127V126H45ZM196 127V126H195ZM194 127V128H195ZM211 127V126H210ZM213 127V126H212ZM251 127V126H250ZM41 128V127H40ZM87 128V129H88ZM191 128V127H190ZM214 128V127H213ZM252 128H253V126H252ZM33 129H34V127H33ZM48 129V128H47ZM49 129H50V127H49ZM108 129V127L105 129V133H106V130ZM120 129V128H119ZM123 129V128H122ZM125 129V128H124ZM187 129V128H186ZM193 129V128H192ZM208 129V128H207ZM212 129V128H211ZM216 129H218V128H216ZM255 129H256V126H255ZM38 130V129H37ZM39 130H41V129H39ZM55 130V131H56ZM109 130H111L110 128H109ZM45 131H47V130H45ZM50 131V130H49ZM48 131V132H49ZM122 131V130H121ZM127 131V130H126ZM184 131V130H183ZM216 131H218V130H216ZM249 131V130H248ZM260 131V130H259ZM41 132H43V131H41ZM72 132V133H73ZM110 132H112V130L110 131ZM114 132V131H113ZM123 132H124V130H123ZM206 132V131H205ZM227 132V131H226ZM249 132H251V128H250V131ZM252 132H254V131H252ZM50 133H51V131H50ZM57 133V132H56ZM71 133V134H72ZM80 133H83V134H81L80 135ZM104 133V134H105ZM117 133V132H116ZM192 133V132H191ZM191 133H190V135H191ZM207 133H208V131H207ZM210 133H212V132H210ZM209 133V134H210ZM214 133V132H213ZM215 133H217V132H215ZM263 133V132H262ZM34 134V135H33ZM44 134V133H43ZM66 134V133H65ZM100 134V133H99ZM252 134V133H251ZM74 135V136H75ZM106 135V134H105ZM107 135H108V133H107ZM121 135H122V133H121ZM126 135V134H125ZM188 135V134H187ZM225 135V134H224ZM54 136V135H53ZM70 136V135H69ZM150 136V135H149ZM193 136V135H192ZM232 136V135H231ZM258 136V135H257ZM59 137H60V135H59ZM68 137V136H67ZM66 137V138H67ZM91 137V136H90ZM109 137V136H108ZM114 137V136H113ZM120 137V136H119ZM208 137V136H207ZM229 137V136H228ZM49 138V137H48ZM57 138V137H56ZM66 138H65V140H66ZM69 138V137H68ZM72 138H73V136H72ZM85 138H86V136H85ZM88 138V137H87ZM195 138V137H194ZM209 138V137H208ZM207 138V139H208ZM251 138V137H250ZM253 138V137H252ZM257 138V137H256ZM51 139H52V137H51ZM71 139V138H70ZM115 139V138H114ZM153 139V138H152ZM151 139V140H152ZM189 139H192V140H194L193 138H189ZM204 139V138H203ZM229 139H230V137H229ZM254 139H255V136H254ZM262 139V138H261ZM260 139V140H261ZM95 140V139H94ZM102 140V139H101ZM107 140H108V138H107ZM113 140V139H112ZM118 140V139H117ZM211 140V139H210ZM259 140V141H260ZM48 141V140H47ZM49 141H50V139H49ZM53 141V140H52ZM57 141V140H56ZM59 141V140H58ZM57 141V142H58ZM86 141V140H85ZM89 141V140H88ZM97 141V140H96ZM109 141V140H108ZM190 141V140H189ZM188 141V142H189ZM229 141V140H228ZM264 141V140H263ZM31 142V141H30ZM105 142V141H104ZM116 142V141H115ZM118 142V141H117ZM145 142V141H144ZM146 142H147V139H146ZM154 142V141H153ZM199 142H201L200 140H199ZM230 142V141H229ZM231 142H233V141H231ZM61 143H63V142H61ZM107 143V142H106ZM112 143V142H111ZM110 143V144H111ZM152 143V142H151ZM205 143V142H204ZM249 143H250V140H249V142H248V145H249ZM257 143H259V142H257ZM256 143V144H257ZM261 143V142H260ZM28 144V143H27ZM70 144V143H69ZM73 144V145H74ZM90 144V143H89ZM93 144V143H92ZM91 144V145H92ZM116 144V143H115ZM147 144V143H146ZM189 144V143H188ZM200 144V143H199ZM203 144V143H202ZM33 145V144H32ZM56 145V144H55ZM63 145V144H62ZM72 145V146H73ZM90 145V146H91ZM95 145V144H94ZM101 145H104L103 143H101ZM112 145V144H111ZM187 145V144H186ZM197 145V144H196ZM233 145V144H232ZM246 145V144H245ZM264 145V144H263ZM262 145V146H263ZM54 146V145H53ZM114 146V145H113ZM148 146V145H147ZM184 146V145H183ZM190 146L191 145H187V147H183L182 149H183V152L184 153H186V152H188L189 151V149H190ZM256 146V145H255ZM260 146V145H259ZM60 147V146H59ZM71 147V146H70ZM92 147V146H91ZM100 147V146H99ZM149 147V146H148ZM147 147V148H148ZM151 147V146H150ZM194 147V146H193ZM199 147H201V144H200V146ZM198 147V148H199ZM63 148H65V146L63 147ZM110 148H111V146H110ZM109 148V149H110ZM250 148V147H249ZM253 148H255V147H253ZM262 148V147H261ZM22 149V148H21ZM27 146H26V149H25V151H23L22 153H24V152H27ZM55 149V148H54ZM54 149H53V151H54ZM68 149V148H67ZM73 149V148H72ZM142 149V148H141ZM201 149V148H200ZM243 149V148H242ZM22 150H24V149H22ZM61 150V149H60ZM143 151H144V149H142ZM243 150H245V149H243ZM249 150V149H248ZM52 151V152H53ZM56 151V150H55ZM76 151V150H75ZM92 151H94V150H92ZM177 151H178V149H177ZM176 151V152H177ZM181 151V150H180ZM179 151V152H180ZM245 151H247V150H245ZM255 151V150H254ZM257 151V150H256ZM61 152V151H60ZM66 152V151H65ZM80 152H81V155H80ZM89 152V151H88ZM91 152V151H90ZM97 152V151H96ZM101 152V151H100ZM104 152H105V150H104ZM242 152V151H241ZM103 153V152H102ZM191 153H192V151H191ZM244 153V152H243ZM33 154V153H32ZM58 154V153H57ZM71 154V153H70ZM93 154V153H92ZM106 154V153H105ZM245 154V153H244ZM34 155V154H33ZM39 155V154H38ZM49 155V154H48ZM53 155V154H52ZM66 155V154H65ZM64 155V156H65ZM89 156H91L90 154H88ZM140 155V154H139ZM169 155V154H168ZM191 155V154H190ZM256 155V154H255ZM263 155V154H262ZM29 156V155H28ZM46 156V155H45ZM54 156V155H53ZM61 156V155H60ZM63 156V155H62ZM68 156V155H67ZM82 156V157H81ZM118 156V155H117ZM143 156H144V154H143ZM172 156V155H171ZM178 156H180V154L178 155ZM182 156V155H181ZM180 156V157H181ZM192 156V155H191ZM22 157H23V155H22ZM22 157H20V158H22ZM39 157V156H38ZM70 157V156H69ZM95 157V156H94ZM101 157V156H100ZM121 157H124V156H121ZM138 157V156H137ZM141 157H142V155H141ZM243 157V156H242ZM253 157V156H252ZM41 158V157H40ZM57 158V157H56ZM65 158V157H64ZM86 158V159H85ZM96 158V157H95ZM95 158H93L94 160H95ZM168 158V156L166 157V159ZM190 158V157H189ZM195 158V157H194ZM249 158V157H248ZM251 158V157H250ZM66 159V158H65ZM70 159V158H69ZM73 159V158H72ZM97 159V158H96ZM122 160H123V158H121ZM125 159V158H124ZM175 159H176V157H175ZM255 159V158H254ZM258 159H262V158H258ZM54 160H56V159H54ZM102 160H103V158H102ZM115 160V159H114ZM120 160V159H119ZM134 160V159H133ZM171 160V159H170ZM188 160V159H187ZM190 160H191V158H190ZM250 160V159H249ZM58 161H59V159H58ZM62 161V160H61ZM60 161V162H61ZM136 161V160H135ZM140 161V160H139ZM166 161V160H165ZM184 161V160H183ZM182 161V162H183ZM189 161V160H188ZM36 162H38V163H36ZM63 162V161H62ZM84 162V163H83ZM121 162V161H120ZM126 162V161H125ZM179 162V161H178ZM181 162V161H180ZM68 163V162H67ZM99 163V162H98ZM115 163V162H114ZM173 163V162H172ZM177 163V162H176ZM185 163V162H184ZM187 163V162H186ZM240 163H242V162H240ZM239 163V164H240ZM259 163V162H258ZM48 164V163H47ZM81 164V165H82ZM92 164H94V163H92ZM101 164H102V166H103V162H101ZM105 164H107V163H105ZM122 164H123V161H122ZM183 164V163H182ZM191 164H192V161H191ZM244 164H245V168L247 167L246 166V162H244ZM255 164H256V162H255ZM261 164V163H260ZM50 165V164H49ZM58 165V164H57ZM61 166H62V164H60ZM68 165V164H67ZM80 165V166H81ZM109 165V164H108ZM173 165V164H172ZM176 165H178V164H176ZM251 165V164H250ZM59 166V165H58ZM66 166V165H65ZM96 166H97V164H96ZM105 166V165H104ZM112 167H113V165H111ZM126 166V165H125ZM136 166H137V164H136ZM162 166H164V165H162ZM184 166V165H183ZM186 166V165H185ZM188 166L189 165H187L186 167L188 168ZM249 166V165H248ZM9 167V166H8ZM168 167V166H167ZM178 167V166H177ZM238 167H240V166H238ZM251 167V166H250ZM11 168V167H10ZM47 168V167H46ZM54 168V167H53ZM55 168H57L56 166H55ZM73 168V167H72ZM99 168V167H98ZM107 168V167H106ZM165 168V167H164ZM242 168V167H241ZM240 168V169H241ZM24 169V171H25V169H27V171H28V173L27 174H25L24 175V173H22V170ZM67 169V168H66ZM76 169V168H75ZM87 169V168H86ZM92 169V168H91ZM108 169H110V168H108ZM163 169V168H162ZM184 169V168H183ZM193 169V168H192ZM238 169V168H237ZM10 170V169H9ZM58 170V169H57ZM61 170V169H60ZM62 170H63V168H62ZM100 170V169H99ZM121 170V169H120ZM129 170V169H128ZM182 170V169H181ZM248 170V169H247ZM250 170V169H249ZM251 170H252V168H251ZM259 170V169H258ZM93 171V170H92ZM109 171V170H108ZM116 171V170H115ZM156 171H157V169H156ZM187 171V170H186ZM239 171V170H238ZM242 171H244L243 169H242ZM255 171V170H254ZM8 172V171H7ZM12 172V171H11ZM49 172V171H48ZM78 172V171H77ZM83 171H81V173H82ZM130 172V171H129ZM159 172H161V169H160V171ZM158 172V173H159ZM182 172V171H181ZM252 171H250V172H248L249 174L251 173ZM257 172V171H256ZM255 172V173H256ZM2 173V172H1ZM22 173V174H21ZM79 173H80V171H79ZM84 173V172H83ZM82 173V174H83ZM97 173V172H96ZM108 173V172H107ZM111 173V172H110ZM118 173H120L121 174V172H118ZM123 173V172H122ZM171 173V172H170ZM185 173H187V172H185ZM246 173V172H245ZM52 174V173H51ZM50 174V175H51ZM56 174H58V173H56ZM68 174V173H67ZM74 174V173H73ZM81 174V175H82ZM90 174V173H89ZM88 174V175H89ZM114 174H115V172H114ZM161 174V173H160ZM177 174H179V173H177ZM192 174H193V172H192ZM191 174V175H192ZM244 174V173H243ZM249 174H247V175H249ZM55 175V174H54ZM93 175H95V174H93ZM112 175V174H111ZM156 175V174H155ZM187 175H188V173H187ZM191 175L189 176V177H191ZM237 175H239V174H237ZM240 175H241V173H240ZM246 175V176H247ZM33 176H34V178H33ZM65 176V175H64ZM84 176H86V175H84ZM96 176V175H95ZM109 176V175H108ZM113 176V175H112ZM173 176V175H172ZM178 176V175H177ZM251 176V175H250ZM45 177V176H44ZM43 177V178H44ZM47 177H48V174H47ZM53 177V176H52ZM59 177V176H58ZM63 177V176H62ZM92 177V176H91ZM116 177V176H115ZM122 177V176H121ZM125 177V176H124ZM154 177V176H153ZM184 177V176H183ZM239 177V176H238ZM57 178V177H56ZM70 178H72V177H70ZM69 178V179H70ZM79 178V177H78ZM93 178V177H92ZM98 178L100 179V177L98 176ZM110 178H111V176H110ZM125 178H127V177H125ZM130 178V177H129ZM129 178H127V179H129ZM161 178V177H160ZM159 178V179H160ZM243 178V177H242ZM245 178H247V177H245ZM253 178V177H252ZM59 179V178H58ZM62 179V178H61ZM65 179V178H64ZM86 179V178H85ZM94 179H95V177H94ZM97 179V178H96ZM112 179V178H111ZM115 179V178H114ZM118 179V178H117ZM172 179V178H171ZM239 179V178H238ZM241 179V178H240ZM36 180V181H35ZM45 180V179H44ZM57 180V179H56ZM78 180V179H77ZM77 180H75V181H77ZM91 180V179H90ZM101 180H103V179H101ZM126 180V179H125ZM131 180V179H130ZM166 180V179H165ZM164 180V181H165ZM6 181V180H5ZM5 181L3 180V181H0V189H1V187H3V185H5L4 183H5ZM74 181V182H75ZM79 181V180H78ZM104 181V180H103ZM167 181H168V179L166 180V183H167ZM246 181H247V179H246ZM43 182V181H42ZM49 182H50V180H49ZM66 182V181H65ZM86 182H87V180H86ZM113 182V181H112ZM126 182H128V181H126ZM242 182V181H241ZM39 183V182H38ZM78 183V182H77ZM76 183V184H77ZM79 183H82V182H79ZM84 183V182H83ZM109 183H110V181H109ZM117 183V182H116ZM124 183V182H123ZM130 183V182H129ZM168 183H170V182H168ZM178 183V182H177ZM41 184V183H40ZM74 184V183H73ZM97 184V183H96ZM104 184V183H103ZM119 184V183H118ZM155 184V183H154ZM203 184V183H202ZM10 185V184H9ZM50 185V184H49ZM66 185V184H65ZM78 185V184H77ZM124 185H126V183H124ZM129 185V184H128ZM178 185H179V183H178ZM76 186V185H75ZM85 186V185H84ZM90 186V185H89ZM96 186V185H95ZM102 186V185H101ZM106 186V185H105ZM154 186V185H153ZM166 186V185H165ZM164 186V187H165ZM199 186H201V185H199ZM250 186V185H249ZM249 186H247L248 188H249ZM7 187V186H6ZM81 187V186H80ZM88 187V186H87ZM98 187V186H97ZM119 187V186H118ZM127 187V186H126ZM172 187V186H171ZM187 187H188V185H187ZM252 187V186H251ZM21 188V189H22ZM57 187H54V186H51V187H49L46 191H44L45 193H43V197H44V199L45 200H47V202L46 203H49V205H51L53 202H56V198H55V195H56V191H57V189H56ZM64 188V187H63ZM104 188V187H103ZM108 188V187H107ZM120 188V187H119ZM168 188H169V186H168ZM167 188V189H168ZM182 188V187H181ZM185 188V187H184ZM189 188V187H188ZM72 189V188H71ZM96 189V188H95ZM95 189H93V190H95ZM116 189V188H115ZM121 189V188H120ZM162 189V188H161ZM177 189V188H176ZM201 189V188H200ZM226 189H228V188H225V190ZM252 189V188H251ZM6 190V189H5ZM16 190V189H15ZM42 190V189H41ZM63 190H65V189H63ZM73 190V189H72ZM71 190V191H72ZM77 190V189H76ZM156 190V189H155ZM185 191H186V188L184 189ZM191 190V189H190ZM202 190V189H201ZM229 190V189H228ZM3 191V190H2ZM26 191V192H27ZM59 191V190H58ZM74 191V190H73ZM72 191V192H73ZM81 191V190H80ZM79 191V192H80ZM96 191H97V189H96ZM105 191V190H104ZM108 192L107 193H110L109 192V190H107ZM120 191V190H119ZM121 191H123V190H121ZM168 191V190H167ZM172 191V190H171ZM192 191V190H191ZM194 191V190H193ZM218 191V190H217ZM221 191V190H220ZM248 191V190H247ZM12 192H14V191H12ZM115 192V191H114ZM152 192V191H151ZM182 192V191H181ZM198 192V191H197ZM38 193V192H37ZM42 193V192H41ZM64 193V192H63ZM69 193V192H68ZM71 193V192H70ZM77 193V192H76ZM91 193V192H90ZM94 193V192H93ZM119 193V192H118ZM126 193V192H125ZM124 193V194H125ZM153 193V192H152ZM151 193V194H152ZM164 193V192H163ZM168 193H170V192H168ZM183 193H184V191H183ZM191 193V192H190ZM196 193V192H195ZM199 193V192H198ZM197 193V194H198ZM217 193V192H216ZM246 193V192H245ZM248 193V192H247ZM12 194V193H11ZM75 194V193H74ZM81 194V193H80ZM79 194V195H80ZM117 194V193H116ZM128 194V193H127ZM158 194V193H157ZM165 194V193H164ZM194 194V193H193ZM205 194V193H204ZM219 194V193H218ZM217 194V195H218ZM3 195H5V194H3ZM14 195V194H13ZM38 195H39V193H38ZM82 195V194H81ZM92 195V194H91ZM90 195V196H91ZM95 195V194H94ZM93 195V196H94ZM112 195V194H111ZM115 195V194H114ZM167 195V194H166ZM201 195V194H200ZM8 196V195H7ZM62 196V195H61ZM74 196V195H73ZM73 196H71V197H73ZM84 196V195H83ZM86 196V195H85ZM99 196V195H98ZM117 196V195H116ZM148 196H150V195H148ZM147 196V197H148ZM154 196H156V195H154ZM165 196V195H164ZM204 196V195H203ZM207 196V195H206ZM13 197V196H12ZM15 197V196H14ZM18 197V196H17ZM30 197H33V196H30ZM35 197V196H34ZM38 197H40V196H38ZM38 197L36 196V200L38 199ZM69 197V196H68ZM75 197V196H74ZM95 197V196H94ZM97 197V196H96ZM197 197V196H196ZM10 198V197H9ZM29 198V197H28ZM66 198V197H65ZM64 198V199H65ZM76 198H77V196H76ZM87 198V197H86ZM123 198V197H122ZM168 198V197H167ZM195 198V197H194ZM34 199V198H33ZM32 199V200H33ZM34 199V200H35ZM67 199V198H66ZM65 199V200H66ZM69 199V198H68ZM73 199V198H72ZM89 199H91L90 197H89ZM109 199V198H108ZM118 199V198H117ZM125 199V198H124ZM131 199V198H130ZM169 199V198H168ZM212 199V198H211ZM215 199V198H214ZM216 199H217V197H216ZM58 200V199H57ZM92 200V199H91ZM98 200V199H97ZM110 200V199H109ZM126 200V199H125ZM155 200H156V198H155ZM161 200V199H160ZM196 200V199H195ZM208 200V199H207ZM14 201V200H13ZM12 201V202H13ZM16 201H17V199H16ZM22 201V200H21ZM31 201V200H30ZM63 201V200H62ZM78 201V200H77ZM85 201V200H84ZM114 201V200H113ZM121 201H123V200H121ZM135 201V200H134ZM149 201V200H148ZM159 201V200H158ZM167 201V200H166ZM205 201V200H204ZM209 201V200H208ZM212 201H214V200H212ZM211 201V202H212ZM1 202H2V200H1ZM7 202V201H6ZM76 202V201H75ZM83 201L81 200V203H82ZM116 202V201H115ZM145 202H147V200L145 201ZM162 202H164V201H162ZM194 202V201H193ZM224 202V201H223ZM11 203V202H10ZM33 203H35V202H33ZM74 203V202H73ZM77 203V202H76ZM112 203V202H111ZM127 203V202H126ZM156 203V202H155ZM170 203V202H169ZM191 203V202H190ZM213 203V202H212ZM2 204V203H1ZM0 204V205H1ZM5 204V203H4ZM14 204V203H13ZM12 204V205H13ZM16 204V203H15ZM29 204V203H28ZM61 204V203H60ZM63 204H64V202H63ZM79 204V203H78ZM92 204V203H91ZM124 204V203H123ZM130 204V203H129ZM133 204H135V203H133ZM133 204H130V205H127L128 206V208L124 211H122V212H120L121 210H115V209H113V208H111V209H108V211L106 210V215L103 213V218H101V221H105V223H106V221H107V219L108 218H110V216H112V215H125V214H127L128 212H129V210H132V208L133 207H135V205H133ZM162 204V203H161ZM167 204V203H166ZM189 204V203H188ZM194 204V203H193ZM38 205V204H37ZM41 205H42V203H41ZM49 205H44V206H42V207H40V208H38V209H40V210H42V212H44L45 211V213H46V211H47V209H49ZM53 205V204H52ZM58 205V204H57ZM70 205V204H69ZM101 205V204H100ZM113 205V204H112ZM111 205V206H112ZM137 206H138V204H136ZM140 205V204H139ZM168 205V204H167ZM205 205V204H204ZM210 205V204H209ZM216 205V204H215ZM2 206V205H1ZM0 206V207H1ZM16 206H17V204H16ZM27 206V205H26ZM35 206V205H34ZM55 206V205H54ZM60 206V205H59ZM106 206L107 207H109L107 204H106ZM105 206V207H106ZM114 206V205H113ZM123 206V205H122ZM126 206V207H127ZM143 206V205H142ZM149 206V205H148ZM165 206V205H164ZM178 206V205H177ZM10 207V206H9ZM8 207V208H9ZM145 207V206H144ZM192 207V206H191ZM197 207V206H196ZM224 207V206H223ZM227 207V206H226ZM5 208H6V206H5ZM18 208V207H17ZM32 208V207H31ZM36 208V207H35ZM51 209H52V207H50ZM70 208H71V206H70ZM76 208V207H75ZM82 208V207H81ZM81 208H79V209H81ZM88 208V207H87ZM119 208H121V207H119ZM124 208V207H123ZM184 208V207H183ZM185 208H186V206H185ZM2 210H3V208H1ZM19 209V208H18ZM27 209V208H26ZM55 209V208H54ZM57 209V208H56ZM55 209V210H56ZM64 211H65V208H62ZM67 209V208H66ZM78 209V210H79ZM107 209V208H106ZM138 209V208H137ZM192 209V208H191ZM197 209H199V208H197ZM202 209V208H201ZM220 209H222L221 207L219 208V210ZM229 209V208H228ZM31 210V209H30ZM33 210H34V208H33ZM37 210V209H36ZM62 210V211H63ZM74 210V209H73ZM76 210V209H75ZM91 210V209H90ZM102 210V209H101ZM189 210V209H188ZM23 211V210H22ZM53 211V210H52ZM57 211V210H56ZM59 211V210H58ZM84 211H86V210H84ZM94 211V210H93ZM138 211V210H137ZM224 211H225V209H224ZM3 212V211H2ZM26 212V211H25ZM33 212V211H32ZM30 213V211H29V213L27 214L30 218H32L33 219V223L34 224H36V228L35 227H33V229L32 230H34L33 232H30V234H29V236L30 237H32V241H34L35 243H33V242H31L32 244H36V246H37V250L35 249V251L30 255L31 256V258H30V261H32L33 263H35V264H45L44 262H46V259L48 258H51L50 256V254H51V243H48V241H50V240H52L51 238H53L54 236H61L63 233H65V230H66V227L65 228H60L59 227V224H58V222H60L61 223V221H59V217H58V214H56L53 218H51L50 220H44V219H42L38 214L40 213H38V211H34L33 213ZM54 212V211H53ZM87 212V211H86ZM102 212V211H101ZM105 212V211H104ZM161 212H163V211H161ZM195 212V211H194ZM62 213V212H61ZM64 213H66V211L64 212ZM72 213V212H71ZM77 213H80L79 211H77ZM85 213V212H84ZM89 213V212H88ZM96 213V212H95ZM138 213V212H137ZM140 213H141V211H140ZM147 213V212H146ZM151 213V212H150ZM166 213V212H165ZM201 213V212H200ZM206 213V212H205ZM208 213V212H207ZM217 213H218V211H217ZM216 213V214H217ZM9 214V213H8ZM51 214H52V212H51ZM87 214V213H86ZM85 214V215H86ZM92 214V213H91ZM186 214V213H185ZM209 214V213H208ZM219 214V213H218ZM0 215H2V214H0ZM6 215H7V213H6ZM14 215V214H13ZM41 215V214H40ZM66 215V214H65ZM69 217L68 218H70V220L69 221H73L74 222V220H73V217H72V214H67ZM67 215H66V218H67ZM78 215V214H77ZM76 215V213H75V216H77ZM80 215V214H79ZM82 215V214H81ZM84 215V216H85ZM90 215V214H89ZM114 215V216H115ZM158 215V214H157ZM164 215V214H163ZM170 215V214H169ZM178 215V214H177ZM211 215V214H210ZM9 216V215H8ZM10 216H12V214L10 215ZM74 216V217H75ZM96 216V215H95ZM128 216V215H127ZM137 216V215H136ZM194 216V215H193ZM200 216V215H199ZM209 216V215H208ZM207 216V217H208ZM14 217V216H13ZM19 217V216H18ZM50 217H52V216H50ZM72 217V218H71ZM133 217H134V215H133ZM140 217V216H139ZM157 217V216H156ZM175 217H178V216H175ZM219 217V216H218ZM21 218V217H20ZM25 218H28L27 216L25 217ZM30 218H29V220H30ZM47 219L49 218V217H46ZM76 218H81V216H77ZM88 218V217H87ZM112 218V217H111ZM125 218V217H124ZM144 218H146V217H144ZM160 218H163V217H160ZM171 218V217H170ZM182 218V217H181ZM200 218V217H199ZM8 219V218H7ZM75 219V218H74ZM94 219V218H93ZM92 219V220H93ZM96 219V218H95ZM115 219H116V217H115ZM141 219V218H140ZM149 219V218H148ZM150 219H151V217H150ZM153 219V218H152ZM21 220H23V219H21ZM25 220V219H24ZM61 220V219H60ZM78 220V219H77ZM76 219H75V221H77ZM81 220V219H80ZM83 220H85V219H83ZM96 220H98V219H96ZM128 220V219H127ZM137 220V219H136ZM167 220V219H166ZM169 220V219H168ZM178 220V219H177ZM186 220H188V219H186ZM202 220V219H201ZM10 221H12V220H10ZM26 221V220H25ZM66 221H67V219H66ZM112 221H114L115 222V220H112ZM112 221H111V223H112ZM120 221V220H119ZM144 221V220H143ZM142 221V222H143ZM147 221V220H146ZM152 221V220H151ZM153 221H154V219H153ZM171 221V220H170ZM169 221V222H170ZM200 221V220H199ZM246 221V220H245ZM7 222V221H6ZM13 222H14V219H13ZM18 222V221H17ZM78 222V221H77ZM86 222V221H85ZM90 222V221H89ZM113 222V223H114ZM118 222V221H117ZM168 222V223H169ZM184 222H185V220H184ZM189 222V221H188ZM1 223V222H0ZM21 223V222H20ZM19 223V224H20ZM23 223V222H22ZM29 222H28V220H27V222H25V226L28 224ZM32 223V222H31ZM32 223V224H33ZM69 223V222H68ZM88 223V222H87ZM94 223V222H93ZM110 223V224H111ZM112 223V224H113ZM123 223H126V222H123ZM122 223V224H123ZM156 223V222H155ZM165 223V222H164ZM168 223H167V225H168ZM173 223V222H172ZM178 223V222H177ZM199 223V222H198ZM202 223V222H201ZM200 223V224H201ZM219 223V222H218ZM246 223H247V221H246ZM1 224H3V223H1ZM15 224V223H14ZM76 226H79L80 227V225H79V223H77L76 224V222L74 223ZM97 224V223H96ZM144 224H146V223H144ZM144 224H143V226H144ZM152 224H153V222H152ZM158 224V223H157ZM163 224V223H162ZM171 224V223H170ZM174 224V223H173ZM176 224V223H175ZM204 224V223H203ZM69 225V224H68ZM71 225V224H70ZM69 225V226H70ZM85 225V224H84ZM89 225V224H88ZM88 225H87V227H88ZM99 225V224H98ZM116 225V224H115ZM121 225V224H120ZM188 225V224H187ZM216 225V224H215ZM214 225V226H215ZM2 226V225H1ZM5 226V225H4ZM3 226V227H4ZM18 226V225H17ZM20 226V225H19ZM23 226V225H22ZM30 226H31V224H30ZM72 226V225H71ZM74 226V225H73ZM75 226V227H76ZM107 225H105V227H106ZM182 226V225H181ZM191 226V225H190ZM244 226L245 225H243V229H245L244 228ZM27 227H29V226H27ZM101 227V226H100ZM117 227V226H116ZM119 227V226H118ZM167 227V226H166ZM172 227V226H171ZM183 227V226H182ZM186 227V226H185ZM192 227V226H191ZM208 227V226H207ZM218 227V226H217ZM242 227V226H241ZM240 227V228H241ZM2 228V227H1ZM24 228H26V227H24ZM35 228V229H34ZM74 228V227H73ZM84 228V227H83ZM107 228V227H106ZM144 228V227H143ZM146 228V227H145ZM178 228H179V226H178ZM209 228V227H208ZM239 228V227H238ZM4 229H5V227H4ZM11 229V228H10ZM17 229H19V227L17 228ZM27 229V228H26ZM85 229V228H84ZM99 229V228H98ZM101 229V228H100ZM130 229H132V228H130ZM155 229V228H154ZM168 229V228H167ZM166 229V230H167ZM171 229H173V228H171ZM205 229H207L206 227H205ZM211 229V228H210ZM242 229V228H241ZM20 230V229H19ZM71 231L72 230H74V229H70ZM76 230V229H75ZM74 230V231H75ZM90 230V229H89ZM88 230V231H89ZM93 230V229H92ZM104 230V229H103ZM113 230V229H112ZM115 230H118V228H115ZM142 230V229H141ZM140 230V231H141ZM185 230V229H184ZM191 230V229H190ZM204 230V229H203ZM213 230V229H212ZM236 230V229H235ZM24 231V230H23ZM22 231V232H23ZM28 231V230H27ZM27 231H25V232H23V233H27ZM66 231H68V230H66ZM101 231V230H100ZM107 231V230H106ZM114 231V230H113ZM124 231V230H123ZM135 231V230H134ZM133 231V232H134ZM159 231V230H158ZM164 231V230H163ZM171 231H173V230H171ZM178 231V230H177ZM176 231V232H177ZM219 231V230H218ZM110 232V231H109ZM119 232V231H118ZM126 232V231H125ZM132 231H130V232H127V233H124V234H122L121 236H120V239L119 240H129L130 239V241H131V238L133 237V235H134V233H133ZM139 232V231H138ZM142 232V231H141ZM151 232V231H150ZM156 232V231H155ZM166 232V231H165ZM181 232V231H180ZM179 232V233H180ZM209 232V236L211 237V235H210V230L208 231ZM214 232V231H213ZM213 232H212V234H213ZM236 232V231H235ZM237 234L239 235V233H241V232H239L238 230H237ZM5 233V232H4ZM8 233V232H7ZM10 233H11V231H10ZM15 233V232H14ZM20 233V232H19ZM71 233V232H70ZM91 233V232H90ZM95 233V232H94ZM104 233V232H103ZM112 233H114V232H112ZM116 233V232H115ZM147 233V232H146ZM185 233V232H184ZM9 234V233H8ZM67 234H68V232H67ZM87 235H88V233H86ZM119 234V233H118ZM158 234H159V232H158ZM172 234V233H171ZM175 234V233H174ZM236 234V233H235ZM5 235V234H4ZM110 235H112V234H110ZM149 235H151V234H149ZM157 235V234H156ZM165 235H167V234H165ZM188 235V234H187ZM196 235V234H195ZM207 235H208V233H207ZM214 235V234H213ZM216 235V234H215ZM234 235V234H233ZM9 236V235H8ZM70 236V235H69ZM74 236V237H73ZM72 237H73V239H71V241H69V243H66L67 245H65V249L63 248V250H65V252H63L64 254H69V253H71V252H73L75 249H76V247H77V245L79 244V240H80V236L79 235H73ZM138 236V235H137ZM147 236V235H146ZM186 236V235H185ZM237 236V235H236ZM117 237H118V235H117ZM151 237H153V235L151 236ZM163 237V236H162ZM183 237V236H182ZM209 237V238H210ZM214 237V236H213ZM229 237V236H228ZM232 237V236H231ZM235 237V236H234ZM10 238V237H9ZM113 238H114V236H113ZM116 238V237H115ZM140 238V237H139ZM165 238V237H164ZM187 238V237H186ZM190 238H191V236H190ZM193 238H195V237H193ZM201 238V237H200ZM206 238V237H205ZM215 238V237H214ZM14 239V238H13ZM58 239V238H57ZM90 239V238H89ZM97 239V238H96ZM102 239H103V237H102ZM112 239V238H111ZM138 239V238H137ZM150 239V238H149ZM158 239V238H157ZM160 239V238H159ZM168 239V238H167ZM173 239V238H172ZM184 239V238H183ZM202 239V238H201ZM230 239H232V238H230ZM234 239V238H233ZM232 239V240H233ZM20 240V239H19ZM19 240H17V241H19ZM29 240H30V238H29ZM61 240V239H60ZM67 239H65V241H66ZM99 240H100V238H99ZM133 240V239H132ZM148 240V239H147ZM169 240H170V237H169ZM186 240V239H185ZM191 240V239H190ZM193 240V239H192ZM203 240V239H202ZM53 241V240H52ZM86 241V240H85ZM87 241H88V239H87ZM107 241V240H106ZM105 241V242H106ZM117 241V240H116ZM129 241V242H130ZM134 241V240H133ZM138 241V240H137ZM156 241V240H155ZM173 241V240H172ZM214 241V240H213ZM229 241V240H228ZM7 242V241H6ZM5 242V243H6ZM9 242V241H8ZM12 242V241H11ZM51 242V241H50ZM56 242V241H55ZM102 242V241H101ZM124 242V241H123ZM159 242V241H158ZM157 242V243H158ZM204 242H205V240H204ZM208 242V241H207ZM206 242V243H207ZM233 242V241H232ZM30 243V244H31ZM53 243V242H52ZM59 243H62V242H59ZM111 243V242H110ZM110 243H108V245H110ZM115 243V242H114ZM131 243H133V242H131ZM165 243V242H164ZM188 243V242H187ZM197 243V242H196ZM225 243V242H224ZM227 243V242H226ZM22 243H19V245H21ZM26 243H23V245L24 246H27L28 244H26ZM63 244V243H62ZM96 244V243H95ZM163 244V243H162ZM166 244H168V243H166ZM169 244H170V242H169ZM211 244V243H210ZM15 245V244H14ZM161 245V244H160ZM202 245V244H201ZM203 245H205L204 243H203ZM228 245H230L229 243H228ZM227 245V246H228ZM0 246H1V244H0ZM4 246V245H3ZM8 245H6V247H7ZM15 246H17V245H15ZM88 246V245H87ZM86 246V247H87ZM96 246V245H95ZM102 246V245H101ZM143 246V245H142ZM145 246V245H144ZM164 246V245H163ZM167 246V245H166ZM198 246V245H197ZM5 247V248H6ZM62 246H60V248H61ZM80 247H81V245H80ZM80 247H79V249H80ZM91 247V246H90ZM196 247V246H195ZM201 247V246H200ZM199 247V250L201 249ZM4 248V247H3ZM33 248V247H32ZM59 248V247H58ZM78 248V247H77ZM89 248V247H88ZM98 249H99V247H97ZM147 248V247H146ZM192 248V247H191ZM204 248V247H203ZM236 248V247H235ZM1 249V248H0ZM26 249V248H25ZM28 249V248H27ZM31 249V248H30ZM55 249V248H54ZM82 249H84V246H82L81 247V250ZM92 250H93V248H91ZM90 249V250H91ZM103 249H105L104 247H103ZM195 249V248H194ZM218 249V248H217ZM230 249V248H229ZM29 250V249H28ZM58 250V249H57ZM56 250V251H57ZM78 250V249H77ZM211 250V249H210ZM231 250V249H230ZM261 250V249H260ZM259 250V251H260ZM21 251V250H20ZM25 251V250H24ZM76 251V250H75ZM86 251V250H85ZM85 251H83V253H82V251L80 252V254H84V256H86L87 255V253L85 252ZM89 251V250H88ZM97 251V250H96ZM101 251V250H100ZM142 251V250H141ZM144 251V250H143ZM191 251V250H190ZM192 251H194V250H192ZM204 251V250H203ZM26 252V251H25ZM58 252V251H57ZM61 252V251H60ZM94 252V251H93ZM198 252V251H197ZM201 252V251H200ZM209 252V251H208ZM232 252V251H231ZM12 253V252H11ZM56 253V252H55ZM73 253H75V252H73ZM98 253V252H97ZM153 253V252H152ZM195 253V252H194ZM199 253V252H198ZM216 253V252H215ZM10 254V253H9ZM14 254V253H13ZM12 254V255H13ZM17 254H19V251H18V253ZM79 254V253H78ZM98 254H100V253H98ZM134 254H135V252H134ZM189 254V253H188ZM213 254V253H212ZM217 254V253H216ZM227 254H228V252H227ZM1 255V254H0ZM3 255V254H2ZM15 255V254H14ZM24 255V261H26L25 260V254H23ZM56 255V254H55ZM58 255V254H57ZM63 255V254H62ZM73 255V254H72ZM77 255V254H76ZM142 255V254H141ZM144 255V254H143ZM150 255V254H149ZM199 254H197V256H198ZM206 255H208V254H206ZM205 255V256H206ZM224 255V254H223ZM5 256V255H4ZM10 256V255H9ZM19 256V255H18ZM65 256V255H64ZM88 256V255H87ZM133 256V255H132ZM196 256V257H197ZM201 256V255H200ZM199 256V257H200ZM209 256V255H208ZM13 257V256H12ZM21 257V256H20ZM72 257V256H71ZM71 257L69 258V259H71ZM92 257H94V256H92ZM141 257V256H140ZM217 257H219L218 255H217ZM8 258V257H7ZM26 258H28V257H26ZM88 258V257H87ZM191 258V257H190ZM214 258V257H213ZM14 259V258H13ZM22 259V258H21ZM82 259H83V257H82ZM89 259V258H88ZM94 259V258H93ZM129 259V258H128ZM134 259V258H133ZM157 259V258H156ZM193 259V258H192ZM194 259H195V257H194ZM208 259V258H207ZM1 260V259H0ZM3 260V259H2ZM15 260V259H14ZM65 260V259H64ZM68 260V259H67ZM139 260V259H138ZM144 260V259H143ZM221 260V259H220ZM5 261V260H4ZM4 261H1L2 262V264L4 263ZM9 261V260H8ZM16 261V260H15ZM20 261V260H19ZM18 261V262H19ZM56 261V260H55ZM123 261H126L125 259L123 260ZM134 261H135V259H134ZM145 261V260H144ZM143 261V262H144ZM195 261V260H194ZM196 261H197V259H196ZM225 261V260H224ZM223 261V262H224ZM228 261V260H227ZM49 261H47L46 263H48ZM52 262V261H51ZM78 262V263H77ZM77 262H73V263H75V264H83V263H80V261H77ZM87 263H88V261H86ZM90 262V261H89ZM95 262V261H94ZM98 262V261H97ZM131 262V261H130ZM137 262V261H136ZM139 262V261H138ZM142 262V261H141ZM150 262V261H149ZM148 262V263H149ZM207 262V261H206ZM210 262V261H209ZM212 262V261H211ZM220 262V261H219ZM12 263V262H11ZM17 263V262H16ZM57 263V262H56ZM63 263V262H62ZM87 263H85V264H87ZM92 263V262H91ZM96 263V262H95ZM104 263V262H103ZM107 263V262H106ZM146 263V262H145ZM194 263H196V262H194ZM193 263V264H194ZM200 263H201V261H200ZM216 263V262H215ZM259 263V262H258ZM264 263V262H263ZM1 264V263H0ZM13 264H15V263H13ZM32 264V263H31ZM48 264H50V263H48ZM88 264H90V263H88ZM101 264V263H100ZM125 264V263H124ZM143 264V263H142ZM150 264V263H149ZM186 264V263H185ZM190 264H192V263H190ZM219 264V263H218ZM260 264V263H259Z\"/></svg>",
  "mask_w": 264,
  "mask_h": 264
}]
</instances>
